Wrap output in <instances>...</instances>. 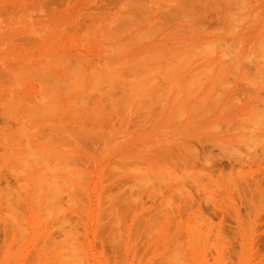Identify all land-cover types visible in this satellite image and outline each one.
Here are the masks:
<instances>
[{
  "label": "rangeland",
  "instance_id": "rangeland-1",
  "mask_svg": "<svg viewBox=\"0 0 264 264\" xmlns=\"http://www.w3.org/2000/svg\"><path fill=\"white\" fill-rule=\"evenodd\" d=\"M155 1H153V0H0V35H1L0 36V75H2L0 77V100H2V101H0V114H1L0 115V126H1V128H0L1 129V131H0V158L2 157L0 159V163H2V164H0V169H1L0 174L4 178V176H5L4 173H6V171H8L7 174L8 173L10 174V172H12L13 177H14V175L16 177V175L18 173L19 175H17V177L19 179H22V182H23L22 183L20 180H17V182H16L15 178H10L12 176V174L8 175L10 177H8V176L5 177L4 178L5 180L2 177H0V180H1L0 186L2 187V188H0V189H2L1 190L2 192L0 191V193L5 194L6 191L11 190V192H12V190H13V193H10V191L8 192V194L9 193L12 194L11 196L9 194L11 199L16 197V195H17V197H16L17 199L14 198V200H9L10 198L8 199V197H9L8 195L3 196L0 194L1 197L4 198V200L7 198L9 201H14L11 203H9V202L7 203V199H6L7 204L3 203L4 200L0 201V203L2 202L4 205H7L9 207L8 210H11L12 212L14 210H16V212L18 211L17 212L18 215L14 214V212L8 213L9 211H6L8 207L1 205L2 207H4L3 210L6 209L5 212H7L6 213L7 215L5 214V212H4V214H2L3 211L0 212V216L3 217V218H0V254H1L0 255V264H7L6 263L7 261H8V264H10L11 262H13V264H19V263L22 264L23 262H24L23 264H33V263H35V264H42V263L43 264H45V263L46 264H54L57 261L58 262L56 264H64L66 261L64 262L62 260L61 255L60 254L58 255V253H60L59 251H61V250H59L58 252H56V250H58L62 247V243L64 244L63 241H65V238H66L65 235L66 234H67L66 236H68L69 234H70V236H72V234H73L72 231H74V233L76 234V235L73 234L75 236V237L73 236L74 239L71 237L73 240H76V241H74L75 245H73L74 244L73 241H68L69 239H67L68 242H65L64 247L73 243V244H71V245H73V248L71 247L73 249V251L68 246V248H69L68 251H70L71 254L70 253L68 254V251L62 252V254H65V253L68 254V256H66V254H65L66 257H69V259L67 258L68 261L70 259H72V261L70 260L71 263H69V264L74 263L73 261H75V264H77V263L78 264H84V263H86V264L87 263L88 264H110V262H111L110 259H113V261H114V262L112 261L111 264H125V263L126 264H150V263L152 264V261L154 262L153 264H156L155 262H157V261L159 262V264H161L160 262H162L163 260L164 261L162 262V264H165L166 262H167L166 264H172L173 259L175 261H181L182 264H186L187 261L189 264H196V263L197 264H264V116H263L264 115V80H263L264 79V77H263V75H264V73H263V71H264V62H263L264 56L263 55L264 54L262 55L260 53V51H259L260 48L258 47L260 42L264 40V37H263L264 36V22H262V21H264L263 20L264 19V0H258L259 2L256 0H247V1L246 0H240V1L235 0L234 2H233V0H228V1L227 0H213V1L212 0H183L182 2H181V0H155ZM178 2L181 4L183 2H185L186 4L184 3L182 5H184L187 8L183 7V9H181L182 6L178 8V6L176 4ZM236 2H238V5ZM239 2H241L240 4H241L242 9H239L240 8ZM162 3H164L165 7L162 5ZM211 3H212V5H211ZM174 4H176V6ZM242 4H245L247 6H245V5L242 6ZM169 5H171V6H169ZM178 5L180 6V4H178ZM219 5H220V7H219ZM232 5H236L235 7H236V9L238 8V10L234 9L235 7L233 8ZM244 6H245V8H243ZM170 7H172L173 9L170 10L171 9ZM215 7H217V9ZM230 8L232 10H229ZM163 9H164V11L162 12L161 10H163ZM185 9L189 12L188 14H187V11ZM243 9H245V10H243ZM3 10H4V12H3ZM165 10H167V11H165ZM179 10H180V12H179ZM230 11H231V13H228ZM45 12H46V14H45ZM178 12L181 15L183 14L182 16L180 15V19H179V16L176 15V13H178ZM13 13L15 15H13ZM169 13H171V15ZM179 13H178V15H179ZM222 13L224 15H221ZM233 13L236 15V17ZM242 13H243V15H241ZM166 14L168 17L166 16ZM190 14H191V16H190ZM49 15H51V16H49ZM189 16H190V19H189ZM229 16L231 17L232 21L230 18L228 19ZM237 16L240 17V19H237ZM252 16H254V17H252ZM125 17H129V18L127 19ZM222 17H224V18H222ZM256 17H258V18L256 19ZM242 18L245 20L242 21ZM171 19H172V21H171ZM184 19H186V20H184ZM234 19L235 20L237 19V20L235 21ZM120 20L122 23L120 22ZM238 20H240V21H238ZM252 20H255V21H252ZM101 21H102V23H101ZM249 21H251V22L249 23ZM246 23H248L250 25L247 24L245 27ZM20 24L23 26H21ZM234 24H236V25H234ZM179 25H181L182 27L181 26L178 27ZM201 25H204L205 28H204V26H201ZM226 25H228V26H226ZM260 25H262L261 28H259ZM67 26H68V28H67ZM188 26H191V27H188ZM195 26H196V28H195ZM95 27H96V29H95ZM192 28H194L193 29L194 31L192 30ZM201 28H203V29H201ZM225 28H226V30H225ZM258 28L260 30H258ZM151 29H152V31H149ZM204 30L205 31L207 30V31L205 32ZM213 30H215V31H213ZM112 31H113L112 35L114 34L113 37L117 33L116 35L119 39L116 36L114 38L112 37V35H111ZM226 31H227L228 35H224V32H225V34H227ZM232 31H233V33H232ZM108 32L110 33V35ZM137 32H138V34L139 33L140 34L138 35ZM142 32L145 35H142L143 34ZM106 33H107V35H105ZM131 35H132V38H131ZM229 35L232 37V39H231V37H229ZM261 35H263V36H261ZM26 37H28V38L26 39ZM225 37L227 38L226 41H224ZM32 38H33V40L35 39L36 42L31 40ZM245 38H247V39H245ZM258 38H260L262 40H260ZM233 39H234L235 45L232 42ZM29 40H31V41H29ZM257 40H259V44L257 43L258 45L255 44V42H258ZM91 41L94 43H92ZM121 41L124 43H122ZM128 41H130V42H128ZM179 41L180 42L182 41V42L180 43ZM185 41H187V42H185ZM189 41H190V43H188ZM206 41H207V45L211 44V47L214 46L215 49L209 47L210 45L208 46L209 48H211L212 52L210 50H209L210 52L207 50L208 47L206 49V46H207L205 43ZM2 42H3V45H2ZM32 42H33V44H32ZM127 42L129 43V46H128ZM221 42H222V44H221ZM224 42H225V44H224ZM251 42H253V44ZM28 43H29V45H28ZM117 43H118V45H117ZM203 43H205V44L203 45ZM9 44L10 45L12 44L13 46H10ZM125 44H126V46H125ZM196 45H198V47H194ZM227 45L231 49H229V47ZM263 45H264V43L261 45V48ZM69 46H71V47H69ZM201 46H204L203 49H200V48H202ZM219 46H220V48H219ZM252 46L254 48H256V50L254 49L255 52L258 50L257 49V47H258L259 50L257 52H259L260 54L255 53L253 50H251V49H253ZM10 47L11 48L13 47L14 49L10 50ZM77 47H79V48H77ZM93 47H95V48H93ZM129 47H130V49H129ZM235 47H236V49H235ZM75 48H77V49H75ZM121 48H122V50H121ZM171 48H173V49H171ZM245 48L248 50H246ZM51 49H53V52ZM63 49L65 50L66 54H69V52H70V54L72 53V55L74 56L73 57L71 55L69 57L70 59H64V57H63V59H64L63 61H65V62H68L69 60L71 61V62H69L68 66L70 67V70L72 68V71H76L75 69H77V66H80L79 70L77 69V72H72L70 70H67V67H65L67 63L64 64V62H61V60H62L61 57H60L61 60L59 57H57L56 62L54 60H52V58H55V56H57L60 53H63L62 55H64L65 52ZM185 49H187V52L182 53L183 51H186ZM205 49L207 52L205 51ZM232 49H233V52H235V53L237 52V54H235V53L233 54V52H231ZM193 50L197 51V53L194 54L195 52L193 53ZM198 50L199 51L201 50V51L199 52ZM261 50H263V52H264V48H262ZM75 51H76V53H81L82 55H83V53L84 54L87 53V54H85V57L87 58V60L91 59L92 60L91 62L94 63V66H97L96 68H100V69L105 68L108 71L106 72L105 69H104L105 71L96 69L93 66V63H92V66H91V63H88L89 64L88 65L85 57H83L81 59V58H79L80 55H78V60H80V62L82 64L81 63L78 64L77 60L74 61L75 60L74 58H76ZM222 51H224V53H222ZM249 51L255 53V54L254 53L251 54V52H250V54L252 56L258 54V55H256V57L259 55H262L263 57L259 56V57H257L258 59L251 57L249 54ZM9 52H10V54H9ZM23 52H24V54H23ZM117 52H119V53H117ZM156 52H157V54H155ZM169 52H172V53H169ZM188 52H189V54H191V56H190V57H192V58H190L191 60H189ZM229 52H231V53H229ZM181 53L183 54V57H182V55H180ZM210 53H213V54H210ZM225 53H227V54H225ZM246 53L249 55L248 57H246L247 56ZM51 54H53V55H51ZM173 54H174V56H173ZM196 55H197V57H196ZM210 55H212V56H210ZM222 55H224L223 58H222ZM2 56H3V58H2ZM20 56H21V58H20ZM64 56L66 58V55H64ZM117 56H118V58H117ZM153 56L154 57L156 56L157 58L160 57V58L157 59L156 57L154 58ZM184 56L187 57L186 61H185ZM18 57H19V59H18ZM34 57H36V59ZM101 57H102L101 61L104 62L105 67H103V65H101V63H100ZM152 57L154 59H152ZM201 57H203L204 59L197 61V60L201 59ZM174 58H177V60H175ZM221 58H222V60H221ZM234 58L235 59L237 58L235 60L236 63L234 62ZM253 58L255 60L257 59L256 64H255V62H254L255 60ZM58 59L60 61L59 63H57ZM187 59L189 62L187 61ZM207 59H209L208 60L209 62L205 63V61H207ZM230 59L232 60V62L230 61ZM247 59H249L250 62H247L248 61ZM9 60H12V61H9ZM14 60H18V61L22 60L21 62H18V64L21 63L20 66L22 64L24 66V64H26V63L29 64V66H30L34 63V64H36V66L38 65V67H37L38 69H39V67H42V70H40L41 69L40 68L39 69L40 72H39L38 69H35L32 66V68L34 70H33V73H31L32 72L30 70L31 67L29 68L26 65L27 68H29V70L26 69V66H24V68L26 70L23 69V67L18 68L19 70L18 69L17 70L22 71V73H21L15 69L18 72L17 73L14 70V68H16L14 66L16 65L15 63H17V61H14ZM164 60H165V62H164ZM178 60H179V62H178ZM219 60L222 61V63L224 60L223 66H222L221 62H220L221 64L218 65ZM260 60L263 63H257V61L259 62ZM4 61H5V63H4ZM52 61L55 62L56 66ZM72 61L78 65L74 64ZM196 61H197V63H196ZM213 61H214V67H213V65L211 66ZM6 62L7 63L11 62V65H7ZM142 62L144 63V65ZM151 62H152V64H151ZM185 62L186 63L188 62V64H186ZM164 63L167 65H165ZM174 63L176 64L177 67L174 65ZM193 63H194V65H193ZM246 63H247V65H246ZM252 63L254 66L250 67L252 65ZM8 64H10V63H8ZM119 64H120V66H121V64L124 65V67L127 66L128 70L130 68L131 69L129 71H127L126 68L124 69V67H123V69H120L122 67H120ZM208 64H210V66L212 68H209L210 66H205ZM12 65H14V66L12 67ZM46 65L49 66V67L47 66L48 68H51V67L52 68L48 69L47 67H45ZM145 65H147V66H145ZM163 65H165V66H163ZM171 65H174L175 68L174 69L170 68ZM190 65H191V67H190ZM233 65H235V66H233ZM20 66H18V67H20ZM85 66H86V71L84 72V71H82L83 70L82 67L85 68ZM87 66L88 67L90 66L91 68H88ZM116 66L118 68V69L116 68L117 69L116 70L117 75H114V76H118V77H115V79H116L115 80L111 76H113L112 74H116V73H112L111 70H114ZM148 66H150L151 69L150 68L147 69ZM155 66H160V68L159 67L155 68ZM161 66H162V69H161ZM199 66H202L203 70H201L202 68L200 69ZM247 66H248V68H247ZM43 67L47 68L45 71L46 76H45L44 80H43V77H44V72H43L44 68ZM197 67H199V68H197ZM140 68H142V69L144 68L143 71ZM153 68H154V70H153ZM157 68H159L161 70H157ZM163 68L164 69L166 68L165 71ZM204 68H206V69H204ZM236 68H238V70ZM260 68H261V70H260ZM87 69H90L91 71L87 70ZM146 69L149 71L147 72ZM194 69H200L201 71L200 70L194 71ZM209 69H211V70H209ZM257 69L259 70V72L260 71L261 72L258 73ZM2 70H4V71H2ZM94 70L96 71V73ZM118 70H121V71H118ZM131 70H133V71L131 72ZM134 70L137 74L134 73ZM247 70H249V71H247ZM28 71L30 74H35V78L37 77L35 81H33V79H35L34 75L27 74ZM36 71H37V74H39V75H36ZM47 71H48V73H46ZM67 71H69V72H67ZM122 71L123 72L125 71L126 73L124 72V74H123ZM162 71L165 73H163ZM199 71H200V73H199ZM231 71H233V72L230 73ZM235 71H237V72H235ZM4 72H5V74H4ZM24 72L27 75H23ZM79 72L80 73L82 72V73L79 74ZM90 72H91V74H89V75H92V77L90 76V78H89V75H87V74ZM97 72H99L101 75H103L102 78H101V75H99V73L97 74ZM127 72L130 75H132V77L134 76V74H136V77L132 78ZM141 72L144 73V75L140 74ZM149 72H151V73H149ZM160 72L163 73L162 78H161L162 75L160 74ZM183 72H185V73H183ZM203 72H205V73H203ZM49 73H51V77H49V78L51 80H53V79L54 80L51 82H49V80H48V82H49L48 83L46 79L50 75ZM131 73H134V74H131ZM198 73H199V75H198ZM261 73H263V75ZM47 74H49V75L47 76ZM68 74H69V76H68ZM77 74L79 75V77ZM104 74H106V77H104ZM108 74L109 75L111 74V76L109 77V78H111L110 80L107 77ZM125 74L127 75V77L129 75V77L131 79L130 80L131 84H129V85H131V87L129 85H128V87H126L127 89L131 88L130 90H127L125 88V86H127L125 84L129 81V79L124 78V76H126ZM204 74H207L206 77L204 76ZM28 75H30V76L28 77ZM40 75H41V77L38 78V76H40ZM42 75H43V77H42ZM52 75H54L56 78H53ZM80 75H82V76H80ZM95 75L97 76V78L99 76V78H100L99 80H101V79L104 80V78H105L106 82L108 79L110 81V83H114L113 84L114 86L119 85V87L120 86L121 87L119 88L117 86L119 88V90H118L117 87L113 86L114 87L113 88L112 84L110 85L108 83V85H110V87L107 86L108 92L112 93V94L108 95V93H105V91L107 89H104L105 85H107V84L104 85L105 81L102 82L103 84L101 83V81L100 82L96 81L97 78L93 77ZM137 75H139V76H137ZM192 75H194V79H192L193 78ZM195 75H197V76H195ZM8 76H10V77L8 78ZM11 76L15 77V79H17V77L20 78L18 80H20L21 83H19L20 81H18V80L16 81ZM24 76L27 77V79ZM153 76H155V77H153ZM22 77H24V79ZM57 77L62 78V79H60L61 81ZM190 77H192V78H190ZM224 77L226 78L225 79L226 83L224 81ZM29 78H31V80H29ZM81 78H82V81H81ZM122 78L124 80H127L126 83L125 82L123 83L125 89L122 88L123 86L121 83L124 81ZM134 78L139 79L140 82ZM188 78H189V80H187ZM195 78H197V79H195ZM6 79H9V81H7ZM10 79H11V82L13 80L12 83L10 82ZM37 79H41L42 81L41 80L38 81ZM78 79L82 82V84L85 83V86L82 85L78 81ZM90 79H93V80H90ZM160 79H162V80H160ZM216 79H218V80H216ZM58 80L60 83L59 86L61 85L62 88L59 86H58L59 88L57 87ZM62 80L64 81V83L62 82ZM65 80H67V81H65ZM119 80H123V81L119 82ZM132 80H133V82H134V80L137 81V82H134V85H136L135 87H134V85L132 86ZM54 81H56L55 82L56 84L54 83ZM95 81H96V83H95ZM169 81H170L171 85L169 84ZM173 81L174 82L179 81L178 83L180 84V86L179 87L176 86L175 83H173ZM42 82H44V83L42 84ZM72 82H73V84H71ZM97 82L99 83L98 86H97V84H98ZM211 82H212V84H211ZM1 83H4V84H1ZM45 83H48V85L50 87L49 89L46 85L44 86ZM115 83H118V84H115ZM135 83H137V84H135ZM178 83H177V85H178ZM77 84H79V85H77ZM188 84H190V85H188ZM63 85H64V87H63ZM101 85L102 86L104 85L103 86L104 90H101V95H100V94H98L100 91L98 89L102 88ZM141 85H143V88ZM156 85H158V86H156ZM52 86H53V89H52ZM54 86L57 88H55ZM86 86H89V87L90 86L91 87L97 86V87H94L97 89L93 90V88L90 87L91 88L90 89L89 87H86ZM74 87L75 88L78 87L79 89L77 88L78 90H76V89H74ZM82 87L86 88V89H83ZM176 87H178V88H176ZM42 88L45 90H43ZM87 88H89V89H87ZM111 88H113V89H111ZM168 88H170V89H168ZM35 89H37V90H35ZM132 89L137 90V91H132ZM176 89L179 90V93ZM50 90H52V91H50ZM97 90H98V92L96 93L95 91H97ZM120 90H122L123 92L122 91L120 92ZM124 90H125V92H124ZM166 90L167 91L169 90L168 94H167ZM175 90L177 91V95H176ZM45 91L46 92L48 91L47 95L45 94L46 93ZM72 91L77 93L78 96H76V97H78V98L74 97L75 99H72L71 93L73 94V96H75V94H76ZM127 91H128V94H127ZM22 92H24V93H22ZM49 92H51V93L49 94ZM83 92H84V94H82ZM88 92H91V93H88ZM94 92L97 94L96 96H95ZM119 92L121 93V95L119 94ZM129 92H130V94H129ZM161 92H163L164 95ZM54 93L57 95L56 96L57 98L59 96V102L57 101L58 99L55 98ZM78 93L81 95H79ZM85 93L88 94V96L90 95V97H88ZM116 93H117V95H114L115 98L112 99V101H111L110 98L113 96V94H116ZM123 93H125L124 97L127 96V98L125 97L126 99L121 98V97L117 98L118 94H119V96H123L122 95ZM141 93H143V95ZM174 93H175V95H174ZM29 94L32 95L30 97V100H31V98H34L31 100L32 104H31L29 99L27 101V98H29ZM51 94H54L53 98L51 97L52 96ZM93 94H94L95 98L98 97L96 99V102H95V100H94V102L90 101L91 98L94 99V97L91 96ZM103 94L106 96V98ZM10 95H13V96H10ZM15 95H16V97L13 98ZM68 95L71 96L70 99H72V101L74 100L79 105L81 104V101L78 102L80 100L79 98L82 97L81 99L85 100V102H84L85 104L84 105L82 104L83 107H86V104L87 103L89 104L90 102H91V104L93 103V105L97 104L99 109H101L102 107L105 106V108H103V111H102L104 113V114H102V116L104 115L102 118H104V119H100L102 112L101 111L99 112L98 108H96V110L98 109L97 111L93 110V108H92L93 105H91V104H89V106H88L89 108L87 107L88 109L83 108V107H82L83 108L82 109L80 107L81 106L80 105L79 111L81 110V112H78V109L73 108V107L78 108V105L75 104V106H74V103L70 104L71 101L69 100ZM129 95H130V97H129ZM158 95H159L160 99L158 98ZM219 95H220V97H218ZM19 96L20 97L22 96V98H19ZM101 96L102 97L104 96L103 99L104 98L108 99L109 102L107 100L104 101L105 99L101 100V98H102ZM107 96L109 98H107ZM17 97H18V100H17ZM49 97H51V99ZM83 97H87L88 99L87 98L84 99ZM186 97H187V99H185ZM131 98H133V99H131ZM161 98H163V99L161 100ZM174 98L176 100H174ZM49 99H50V101L52 100L51 101L52 104H49L50 103ZM66 99H68V100L66 101ZM116 99L122 100V102L118 100L120 102L119 106L121 108V109H119V108L118 109L121 110L123 112V114L119 110H118L119 113L116 110L118 114L114 111L116 109V107L118 106L117 105L118 102L116 101ZM128 99H130V100H128ZM16 100L18 103L16 102ZM34 100H35V102H34ZM87 100H89V102ZM113 100L116 102L114 103ZM123 100L125 102L127 100L128 102H126V104H125V102ZM159 100H161V101L159 102ZM197 100H198V102H196L197 103L196 104L195 101H197ZM6 101L9 103L6 104ZM13 101H15V102H13ZM55 101H57L59 103V104H57V106H58L57 109L55 107L56 106ZM63 101H65V104ZM130 101H132V102H130ZM33 102H34V104H33ZM100 102L101 103L108 102V103L107 104L106 103L101 104ZM16 103H17V105H16ZM23 103H24V105H23ZM121 103H122V106H121ZM223 103H225L224 104L225 106L223 105ZM20 104H22V105L20 106ZM38 104L39 105L41 104V105L39 106ZM99 104H101V105H99ZM193 104H194V106H193ZM31 105H32V107H31ZM59 105L62 106V108L64 106V108H63L64 110L63 111L60 110L62 112H59V110H58V108L62 109ZM11 106H18V107L17 108L14 107L13 110H11ZM28 106H29V108H28ZM33 106H35L34 109H35V111L37 110V112L31 113V116H29L30 112H32V110H33ZM46 106H48V107H46ZM49 106H50V108L53 107V111H52V108L50 111H48ZM192 106L194 107V110H193ZM43 107L45 108L44 110H42ZM123 107L125 108V110L122 109ZM54 108H55V111H54ZM72 108H73V110H72ZM90 108H91V111H89ZM190 108L192 110H190ZM195 108H197V109H195ZM56 110H58L59 113L58 112L56 113ZM70 110H71V114H69V115H71L72 117L70 116V119H69L68 113H70ZM83 110H84L85 114H87L89 112H91V113L93 112V114L90 113L92 117H90V115L88 114V116L90 118H88L85 115L84 118L87 117V119H89V121L84 119V123H83V116L80 114V113L84 114ZM105 110L107 111L106 112L107 114L105 113ZM12 111L14 113H12ZM27 111H29V112H27ZM44 111H45V113H44ZM72 111H74V112H72ZM113 111L115 112L114 114H113ZM136 111H138L139 113ZM177 111H179V113H177ZM53 112H54V114H53ZM75 112L78 113V114L74 115V116H77L76 118L73 117V113L75 114ZM95 112L100 113L99 116L96 115ZM180 112H183V113H180ZM36 113H37V115H36ZM38 113H39L40 117L42 118L41 122L38 118L39 117ZM46 113L47 114L50 113V115H47ZM135 113H137V114H135ZM42 114H44L46 118L48 117L49 120L47 119L45 122H43L44 115H42ZM57 114H58V116H57ZM112 114L114 115V117ZM193 114H194V116H193ZM26 115L29 117L28 119H30V121H28ZM62 115H64V117H66L65 120H63L64 117H62ZM135 115H136V117H133L132 118L133 120H132L131 116H135ZM54 116H55L54 119L55 120L57 119L56 122L54 119H52ZM60 116L62 119H59ZM105 116H107L108 118L107 117L105 118ZM6 117L8 119H6ZM49 117H51V119ZM110 117L111 118L113 117V118L111 119ZM67 118H68V120H67ZM37 119L39 120L38 125L36 122ZM129 119L131 120L132 123L129 121ZM5 120H6V122H5ZM52 120H54L55 125H54V123L52 124V122H53ZM136 120H138V122H136ZM26 122H28V123H26ZM64 122H67L66 125L69 122L73 126L75 124L78 125L80 123L79 126L76 125L77 127H75V126L74 127L71 126V127H73V131H76V130L78 131L80 129L79 130L80 135H79V133L77 134V131H76V136L77 135L79 136V139L81 140V142L79 141L78 137H74V136H72V134H70V133H73V134H75V133L69 132L70 131L68 129L69 124L67 125V128L62 127V126H65ZM86 122H88V124ZM104 122L107 124H105ZM115 122H116V124H115ZM129 122H130V124H129ZM45 123L50 127H47ZM18 124H19V126H16ZM42 124L43 125L45 124V125L43 126ZM83 124H85V125H83ZM128 124H129V126L132 125V126H130L131 127L130 129L127 128ZM8 125L11 126L13 130ZM39 125L42 126L44 129L41 128ZM59 125H60V127H59ZM45 126L48 129L50 128L51 132L49 130L47 132V130H46L47 128ZM83 126H85L84 131H83V128H81ZM92 126H94L93 129H91V131L93 130L92 131L93 133L96 130V132H99L98 135L100 137H101L100 134H102V137H101L102 141H101V138H96L97 140H93V139H95L94 137H91L90 135L88 136V134L90 133V128ZM5 127H7L6 132H4V130L6 129ZM38 127L43 130L42 132H44V130H45V132L42 134V132L38 129ZM53 127H55L56 129ZM57 127L60 130H58ZM71 127H70V129H71ZM136 127L138 129V132H137ZM14 128H17L18 130L16 129L17 130L16 131ZM74 128H76V130ZM126 128L128 129V131L126 130ZM66 129H68V131ZM86 129H88V130H86ZM104 129H105V131L102 132ZM119 129L121 131H119ZM9 130L11 133L9 132ZM20 130L23 132H21ZM55 130H56V133L60 132L59 135H57L54 132ZM14 131H16L17 133ZM71 131H72V129H71ZM85 131L88 134H86ZM12 132H14V134H12ZM34 132L36 134L35 135L36 138L39 137L37 139L39 141V143L38 142L32 143V141H34L36 139L34 136ZM38 132H40L39 135L42 134L41 137L37 136ZM52 132H53V135L51 134ZM92 132L90 133L91 135H92ZM133 132H134V134H132ZM5 134H6V136H5ZM18 134L20 136L23 134L21 136L23 138H21ZM63 134H65L67 136L65 138H62L63 141H65V139H67V138H69V139H67L65 142L62 141V143H61L60 142L61 140L60 139L57 140V139H58V137L61 138V136L64 137L65 135L63 136ZM15 135H18V136H16L17 138L20 137L18 139V141H16L17 143L14 142L15 140H17V139H15L16 138ZM50 135H52L56 138L52 137L51 140L48 141L50 138H47V136L50 137ZM81 135H82V137H80ZM98 135H97V137H98ZM12 136H14V140H13ZM105 136H106V138H105ZM7 137H10L11 139L7 138ZM31 137L32 138L34 137L35 139L33 138V140H32ZM123 137H124V139H122ZM6 139L7 140L10 139V141H6ZM20 139H22V140L24 139V141L22 142V140H20ZM27 139L28 140L30 139L29 142L30 141L31 142L28 143ZM91 139L93 140V142L91 141ZM52 140L57 142V143L59 142L58 144H60V145L58 147L56 146V148H55L54 146L57 145V143L53 142ZM70 140H73V142H74V143H72L73 145H69V143L66 144V142L67 141L70 142ZM85 141H87V143L89 141L90 144L88 143V144H86L87 146H85L84 145L86 143ZM98 141L99 142L101 141V142L99 143ZM9 142L12 146H9L10 145ZM19 142H20V144H19ZM25 142H27L26 144L29 145V149L27 148L28 147L27 145H24ZM79 142H80V144H79ZM118 142H120L119 143L120 145L118 144ZM129 142H130V144H129ZM14 143H15V146L17 144L18 148L13 147ZM34 143L36 145L35 149H33L34 146H32V145H34ZM81 143H83V144H81ZM46 144H48V146ZM52 144H53V146H52ZM2 145H3V148L8 147V146L9 147L4 148L3 149L4 151L3 150L1 151ZM4 145H6V146H4ZM19 145L21 148L19 147ZM39 145H41L42 147H40ZM22 146H24V147H22ZM70 146H71V148H69ZM72 146L75 149L77 148V150L70 152L71 151L70 149H74ZM96 146H98V147L96 148ZM108 146L109 147L113 146L114 148L113 147L109 148ZM37 147L42 148L41 149L42 151L40 149L39 150L41 152H44L45 154L44 153H38L40 151H37L38 149L36 150ZM90 147H92V148H90ZM120 147L122 149H120ZM10 148H12V149H10ZM24 148H26V150ZM48 148L49 149L51 148V150H49L50 152L48 151ZM125 148H127V149H125ZM5 149H7V150H5ZM78 149L81 151H78ZM85 149H88V150H85ZM90 149H91V151H90ZM107 149H108V151H106ZM12 150L13 151L15 150L18 153H21V155L23 154V156H21L20 154L16 155L17 157H19L16 159L17 160L16 163H11V161L14 160V158L16 157L15 156L16 153L14 152L15 153L14 154ZM19 150L20 151L22 150V151L19 152ZM56 150L59 152H57ZM95 150H96V152H95ZM7 151H9V152L7 153ZM10 151H12V152H10ZM23 151H26L27 153L30 151H32V152L35 151L34 154L37 153L38 156H41L40 158L43 159L42 160L43 162L40 161L39 157L34 156L32 153L31 154L33 155V157L29 153H28V155H27V153L25 155V153ZM45 151H48L49 155L46 154ZM61 151H62V153H64V151L65 152L67 151L66 154L68 157L65 156L66 155L65 153H64L65 155L63 154V156L60 155ZM111 151H112V154H111ZM54 152H56V153L54 154ZM80 152H81V155L79 157L83 158L82 161H80L81 159L79 157H78L79 161L75 157H72L76 154L78 155ZM108 152H110V153H108ZM9 153H11L14 156V158ZM51 153H52L53 157H52ZM57 153L60 155V157L61 156L63 157L62 159L66 158V159H64L65 162H66V160L67 161L71 160L72 164H73V161H74L75 162V164H73L74 166L69 164L71 162H69L68 164L70 167L71 166L74 167L75 170L77 167V166L75 167L76 162H77V165L81 167V168L77 167V168H79L76 170L77 173H80V171L78 172V170H80V169L83 170L85 168L87 170H90V171H84L86 174L83 171H81L82 173H84L83 175H80V178L82 177V179H78L79 175H78V177L75 175V177H77V180H79V181H77L74 179L75 177L72 178L73 176L69 175L72 173V171H73V173L76 171H74V169L69 168L67 170H72V171L67 172L68 173V175H67L68 177H67L65 174L66 173L65 171L61 172L63 167H65V164H64L65 162H63L64 160H62L59 157V159H61L62 161L59 159H58V161H57V159L55 161V156H57V158H58ZM68 153H71V154H68ZM115 154H117L116 157H114ZM10 155H11V157H10ZM24 155L25 156L31 155V156L27 157V158H30L31 160H28V159H26L27 161H25V159L22 160L21 158L25 157ZM44 155L47 156L49 159L47 157H45ZM77 155H76V157H77ZM88 155L91 156L92 159H90V157ZM173 155H175V156H173ZM123 156H125V157H123ZM251 156H253L252 159H251ZM6 158L8 159V161L5 160L6 163L5 162L4 163L7 166L3 165L4 163L1 162V160L4 161V159H6ZM11 158H13V159H11ZM36 158H39V159H36ZM46 158L48 160H46ZM134 158L136 160H134ZM165 158H167V159L165 160ZM10 159H11V161H10L11 166H15L14 168L9 166L10 163H7V162H9ZM33 159H36V161L38 160L37 162L40 161L39 162L40 165L39 164L37 165V162H36V164H34L33 161H35V160H33ZM114 159L119 160V162H118V160H116V163L121 162L120 164L117 163V165L118 166L120 165V167L126 165L127 163L122 165V161L127 160L126 162H128V164H127L128 166L126 165V167L129 170H123L122 169L125 173L123 171L121 172L118 169L119 167L115 166L116 164H113L115 162ZM124 159H126V160H124ZM132 159H133V161L137 162V164H139L140 166L138 167L137 164L132 161ZM140 159H141L142 163H141ZM144 159H145V161H144ZM152 159L155 161V163H153L154 161ZM16 160H14V161H16ZM49 160H51V161L48 162ZM111 160H112V162H111ZM23 161H25V162L23 163ZM53 161H55V164H54L55 166H56L57 162H60V163L63 162V164H64V165L61 164V165H63L62 167H60L62 169L60 171L57 170V173L53 172V170H56L54 168H57L58 165L56 167L51 166L50 170H52V171H49L50 165L53 164L52 163ZM129 161H130V163H129ZM131 161L133 162L132 164H131ZM143 161L146 163H144ZM162 161H163V163H162ZM18 162L20 163V165L21 164L22 165L20 166ZM26 162H27V164L30 162L29 163V166H30L29 169H28V166L26 165ZM79 162H81V163L84 162V163H83V165H80L81 163H79ZM108 162H109V164H106ZM159 162H161L160 165H157V164H159ZM42 163L43 164L45 163L46 165L44 164V167H43ZM60 163H59V166H61ZM111 163H112L111 166L113 168L111 166L108 167ZM148 163H149V165H147ZM17 164L20 167L17 166ZM30 164L33 166V168ZM68 164H67V168L69 167ZM130 164L132 166L131 169H134V171L130 170ZM47 165L49 166V168H47L48 167ZM90 165L92 166V168ZM45 166H47L46 167L47 169L45 168ZM106 166H107V169H106ZM158 166H159V168H158ZM15 168H17V169H15ZM41 168L43 171V172H41V174L43 173V174H45V176L47 174V177L42 175L43 178L45 177L44 178L45 180L47 178H49V179L52 178L53 180L52 179H51L52 181L48 180V182L50 181V183H48V186L46 187L47 183H45V186H41V187H43V189L41 188V191H40V190H38V188L40 189V186L39 187H36V186H38L39 184L44 185L42 182L43 181L46 182L44 179H42L43 181L41 182V179L36 178L37 176L38 177L40 176V174L37 175V173H38L37 171L40 172ZM104 168H105V170H104ZM115 168H117V170H119L120 172H117ZM144 168H148L147 171H144ZM160 168H161V170H160ZM165 168H167L166 170L168 172L167 171L166 172L169 175L167 173H164L163 169H165ZM27 169H28V171H27ZM37 169H39V170H37ZM13 170H14V172H13ZM30 170H34V171H32L33 173H30L31 172ZM141 170H142V172H141ZM149 170H152V172ZM159 170L161 173L159 172ZM106 171H107V173H106ZM171 171L173 173L174 172L175 173L173 174ZM26 172H28L30 175H28V173H26ZM109 172H111V175ZM115 172H117V174H115ZM138 172H141V173H138ZM149 172H151L153 174V176H151L150 178H149V176L151 175V173L148 174ZM177 172L180 174H178ZM58 173L62 174L63 176L61 175V178H60V175ZM73 173H72V175H73ZM120 173H121V176L122 175L124 176V177L123 176L121 177L122 179L120 178ZM133 173L135 176L133 175ZM135 173L136 174L138 173L137 177H136ZM23 174L25 176H23ZM140 174H142V176H139ZM157 174L158 175L160 174L159 176H161V174H162V176L164 175L162 177V178H164L163 181H162V178L160 181L157 180V179H160V177ZM166 174H167V176H166ZM170 174H172V176L175 175L176 181H174L173 177L171 178ZM27 175H28L29 180L26 177ZM85 175H86V177L88 176L86 181L83 178V176H85ZM107 175L110 178L108 177L106 179L105 177ZM127 175H129V176H127ZM146 175H148V177ZM56 176H58L60 181H63L65 179L63 182H66V183L60 182L56 178ZM89 176L91 178H89ZM144 176H146V178ZM22 177H24V178L26 177L25 180ZM134 177H135V179L140 177V183H138V181H136L135 186H133L134 187L133 188V187H131V185L129 186V184L132 183V185H133L132 180H135ZM167 177H168L167 181H169L170 183H167V181H165V178L167 179ZM179 177L182 179H179ZM9 178L11 180L15 179V180H13L12 184L9 183L10 185L6 182V180L7 181L9 180L8 182L11 181ZM40 178H41V176H40ZM116 178L118 179V181ZM123 178L125 181L123 180ZM183 178H185V180ZM35 179L39 180L40 182L39 181L37 182V180H36V182H37L36 183ZM97 179H98V181H97ZM147 179H149V181H145ZM172 179H173V181H172ZM3 180L5 181L4 184L2 183ZM69 180H70V183H69ZM180 180L182 182H184V184ZM71 181L74 184L81 187L83 191L80 188L79 189L81 192H79L78 188H77L78 190L77 189L72 190V188H73L72 185H74V184H72ZM84 181L87 184H84L83 183ZM157 181H159V182H157ZM185 181H186V183H185ZM188 181H190V183ZM14 182H16L18 185L23 184L22 185L23 187L16 185V183L13 185ZM51 182H52L53 186L50 185ZM89 182H90V184H89ZM142 182L146 186L142 185L141 184ZM147 182H151V184L152 183L153 184L151 185L150 183H147ZM24 183H25V185H24ZM35 183H36L35 187L37 188V189L35 188L36 192L35 191L31 192V191H33L32 187H34ZM108 183H110V184H108ZM136 183H137V185H136ZM177 183H179V185ZM2 184H3V186H2ZM97 184H99L100 186ZM117 184L119 186H117ZM140 184L142 187L140 186ZM105 185L109 186L110 188L106 187L103 190L104 191L103 196L106 197V192H105L106 189L109 192V194H113V192L114 193L118 192V193H116L114 195V198H112L113 195L112 196L110 195V197L107 198V199H110L108 201H106L107 199L104 197L106 199V200L104 199L106 202H104V200L102 199V201L104 203L100 205L99 202L101 201V198H103V197H101V195H102L101 191H102V188L105 187ZM173 185H174V188H172ZM13 186H16V187L18 186L17 187L18 189H15V187H13ZM65 186H66V188H64ZM154 186H156L155 189H153ZM21 187H22V189H25V190L23 191L22 189H20ZM53 187H55V189H53V191H52V192H54V194L50 193L51 190L48 191L49 189H52ZM74 187L76 188L77 186H74ZM128 187H130V188H128ZM157 187H158V189H157ZM161 187H162V189H161ZM62 188H64V190L67 191L66 193L69 192L68 195H70V196H68L69 197L68 201L71 198V196H73L71 198L72 200H70V201L72 202L73 198H74L73 202H76V201L81 202V204L83 203L82 205L80 203H78V204L83 206V207L76 205L77 203L76 204L73 202L70 203V201L69 202L67 201V203H65L64 200L66 201V197H63V196H66V194ZM117 188H118V190H116ZM122 188H124V189H122ZM131 188H132V190H135V191H136V188H137V190L139 188V192L136 191V193H137L136 194V193H134L135 191H130ZM19 189L22 192H24V193L20 192L21 194L18 193L19 197L24 202H22L20 200V198L18 197V194H16L17 190H19ZM69 189L71 192L69 191ZM95 189H97V190H95ZM147 189H149V192H147L148 191ZM176 189H177L178 194L176 193ZM37 190H38V192H37ZM45 190H47L48 192ZM84 190H86V191H84ZM159 190H160V192H159ZM163 190H165L164 192H166V193H164ZM186 190H188L187 192H189V193H187ZM14 191L16 193H14ZM119 191H123V192H119ZM43 192H45V193H43ZM125 192H126V194H125ZM128 192L130 193L131 198L133 197L132 194H134L133 198H135V195H137L138 200H136V201H138L137 204H139V206L137 204H135L136 203L135 199L137 197L134 199L135 203H133L132 202L133 200L131 201V199H129V200L132 203H130L128 200H126V203L128 201L129 204L126 205V203H125L124 207L119 208V209L124 208V211L119 210V211H122L120 213V215L123 214V212H125L123 214L124 216L121 215V218H123V217L125 218V216H126L125 221H123L124 218L120 219V216L118 215V211H117L118 209H116V208H118L116 206L119 205V201H118V204L115 202L117 205L115 203H114L115 205L113 204L114 205L113 208H115L114 211L116 210L115 212L113 211V208H111L110 210H112L113 212H111L109 210L111 212V213H109V211L108 212L106 211L107 209L105 210V207L110 208V206L108 205V204H110L109 201L112 202L114 200H117L118 197H121V193H122V196L128 197L127 196V195H129ZM157 192H158V194H157ZM25 193H26V195H25ZM30 193L32 196L30 195ZM35 193H37V194H36V196L33 197V195H35ZM48 193L52 194V196L53 195H55V196L52 197ZM60 193L62 194V198L63 199L65 198L64 200L60 198V196H61ZM78 193H79V198L77 195ZM80 193H82V195H84V196L87 193L86 198H84L85 201L88 202V203L86 202L87 204L84 202V200H82L83 198L80 197V196H82ZM138 193L140 196H138ZM162 193L164 194V196ZM13 194H15V196L12 198ZM57 194L60 196H58ZM118 194L120 196H116ZM165 194H168V196ZM22 195L24 197L26 196L25 199H24V197H22ZM43 195H44V197H43ZM56 196H58V198ZM1 197H0V200H1ZM40 197H41V200H40ZM50 197H52V199H49ZM32 198H35V199L39 198L40 201L35 200L38 202L37 204L39 207L36 205V203H34L35 201ZM139 198H141V199H139ZM43 199H46V200L48 199L47 201L50 200L51 204L50 203L49 204L51 205V207L54 204H55V206H59V203L62 200L63 201L61 202V204L64 202L66 205H68V206L70 205L71 208H68V206L66 207V205L64 203L62 204L66 208H68V210H67L65 207L62 206L64 208V210L66 209L65 211L63 210L61 205L58 208L59 211L57 210V208L54 209V206H53V209L56 210L55 212H58V213L60 212V210L61 211L63 210L64 212L70 211L71 215H69V213H66V214L69 215L68 217L71 216L70 221H72L73 224L68 220L65 221L68 217H67V215L64 214V212H62L63 214L60 212V214H62L63 216L64 215L66 216L65 220H64V218H62V220H64L65 222H63V224L57 223L58 221H55V220L60 219V221H61V217H58V215H57L58 213H57L56 215L58 218H56L55 214L53 212L54 210L51 207L50 208H51L52 213H53V214H51V216L53 215L54 217H51L50 215H46L47 210L49 211L50 209H49V207H47L48 202H46V200H45V203H46L45 204ZM59 199H61V200H59ZM75 199H76V201H75ZM120 199H121V201L123 200L122 202H125L124 197L118 198V200H120ZM52 200L57 202V203L54 202V204H52L53 203ZM139 200H141L140 203H139ZM20 202L22 203V205L20 204ZM32 202L34 203V205ZM40 202H42L45 205L43 206L42 203H40ZM15 203H18L20 205L19 206L20 210H18L19 208L16 209L18 204L16 205ZM28 203H29V207H28ZM106 203H108V204L106 205ZM13 204L16 205V208L12 207ZM71 204H73L74 206L76 205L75 208L78 207V211L75 212V208H73L74 206ZM123 204L124 203H122V205H120V206H123ZM130 204H131L130 208H133V209L128 208ZM133 204H135L134 205L135 207H132ZM136 205H137V208H136ZM34 206L38 207V208L36 207V211H33V209L35 210ZM41 206L45 207L47 210H45V208H42ZM84 206H86L85 209H83ZM87 206H89L90 208L89 207L87 208ZM10 207H12L14 209L12 210V208L10 209ZM60 207H61V209H60ZM40 208H42L43 211L45 210L46 213L43 212L44 214L42 213V215H41L42 209H40ZM135 208H136V210H134ZM168 208H169V211H168ZM0 209L2 210L1 207H0ZM80 209H81V212L77 213V212H79ZM93 209H94V211H93ZM126 209H128V210H126ZM160 209H163V211ZM83 210H86V211H83ZM130 210H132V211L130 212ZM22 211L24 213L26 211L27 213L23 214ZM100 211L104 214L103 219H100L103 216V214ZM141 212L144 216L141 215ZM143 212L147 215H145ZM165 212H167L166 213L167 217H165L166 216ZM106 213H109L107 215V217H106ZM114 213L118 216L114 215ZM129 213H130V215L128 217L127 215ZM8 214L11 217L16 215L17 218L16 219H14V217L10 218ZM19 214L24 215V216L27 214V216H25V217L20 216L21 219H19L20 218ZM72 214H74L73 216H75L77 214L78 218L80 216V220L82 222L78 220L80 222V224L78 222H76L77 224H75V221H73V219H72V217H73ZM81 214H85V218H82ZM99 215H102V216L99 217ZM110 215L114 219L112 217H111V219L108 218V217H110ZM48 216L51 218L49 219ZM174 216L177 219L174 218L175 219L174 220L173 219ZM4 217L6 219H4ZM31 217H32V219H30ZM40 217H42V218H40ZM75 217H74V220L77 221L78 218L76 217L77 219H75ZM136 217L138 218L137 221H139V222H136ZM27 218H28V220H27ZM46 218H48L49 220H52V221H49V223H47ZM143 218H144V220H143ZM1 219H2V221H1ZM7 219H12V221H14V220L15 221L12 222L10 220L11 221V223H10L9 220H7ZM22 219H23V221H22ZM41 219H44V221H46L45 223H47L48 225L46 224V226H45V223H43V227H42L41 225H42L43 220H41ZM53 219H55L54 220L55 222L53 221ZM39 220H41V221H39ZM114 220H115V222H114ZM133 220H135L137 227H133V226H135L134 225L135 223H133L134 222ZM18 221L20 222V224ZM147 221H148V224H147ZM174 221H175V223H174ZM40 222H41V224H40ZM68 222H70L71 225ZM145 222H146V225H144ZM149 222H151V223H149ZM158 222H159V224H158ZM172 222H173V224H172ZM14 223H15V225H14ZM16 223H18V225ZM34 223L36 224V226L34 225ZM81 223H83V227H82ZM3 224L6 226H4ZM156 224H158V225H156ZM174 224L176 225L177 229H176ZM73 225H75V226L78 225V226L75 227ZM79 225H81V228ZM140 225H142V226H140ZM192 225H195V227ZM16 226H18V227L20 226L19 228L17 227V229L19 230V232L22 231L24 237H25V235H24L25 232H27L26 237L22 238V240L24 242L22 240H20L22 235L20 237L14 236V232H16L17 229L15 228V230L13 229L14 230L13 231L12 227L14 228ZM67 226L69 228L74 227V229L72 231H69V233H68V230H71V229H69ZM110 226L112 229L110 228ZM146 226H147V228H146ZM168 226H170V227H168ZM6 227H8L9 229L11 228L10 230L7 228L8 232H10L7 235H10V236H6V233H7ZM22 227H23V229H22ZM40 227H42L43 229L40 230ZM50 227H51V229H53L52 230L53 232L52 231L50 232ZM57 227H58V229H57ZM131 227L134 228L136 231H134V229H132ZM36 228H37V230H36ZM60 228L61 229L63 228L64 230L63 229L61 230ZM152 228H154V229H152ZM170 228L172 229L171 231L169 230ZM178 228H180V229H178ZM195 228H196V230H195ZM1 229H2V231H1ZM20 229H22V230H20ZM55 229H56V231H55ZM65 229H67L66 234H64ZM78 229H80V230H78ZM145 229H147L148 231ZM48 230L50 232V233L48 232L49 234L47 233ZM99 230H101L102 232L104 231V232L101 233V231H100V234H99V232H98ZM37 231H39V232H37ZM62 231H63V233H62ZM19 232H16V233H19ZM116 232H118V233L115 234ZM122 232H124V233H122ZM132 232H134V233L136 232V234L133 235ZM152 232H153V234H152ZM42 233H43V235H42ZM46 233L48 234V236L46 235ZM59 233H61L62 235L64 234V235L61 236ZM141 233L142 234L145 233V234L142 235ZM58 234L61 237H63L61 239L62 243L59 241L60 244H57V242H58L57 241L58 240L57 235ZM204 234H206V235H204ZM18 235H20V233ZM27 236H28V238H27ZM37 236H38V238H40L39 236H44V238L42 237L43 239H41V241H39ZM51 236H57V237H55L57 240L55 241V239H54V241L56 243L53 244L54 247H56V248H54L52 246V244H51V248L49 247L50 244H48V243L52 242V241L49 242L51 239ZM104 236H107V237H104ZM130 236L132 237V240L130 239ZM170 236L172 237V239L171 238L167 239ZM47 237H48V240H47ZM49 237H50V239H49ZM76 237L81 239V243L79 242V240ZM144 237H146V238H144ZM176 237H178V238H176ZM71 238H70V240H71ZM120 238L122 240H120ZM5 239H6V241H5ZM16 239L17 240L19 239L20 242L17 241L18 242L17 243L15 241ZM36 239H38V240L36 241ZM45 239L48 241V242L45 241L46 244L43 243ZM52 239H53V237H52ZM144 239H146V240L144 241ZM30 240H32V241H30ZM42 240H43V242H42ZM119 240L121 241V243L119 242ZM167 240H169V242ZM171 240H173V243ZM177 240H178V242H177ZM183 240H185V241H183ZM112 241H114L115 244H114V242L112 244ZM136 241H138L139 243ZM170 241L172 244L170 243ZM186 241H187V244H186ZM1 242H2V244H1ZM13 242H16V243L14 244ZM36 242H38V245L36 244L35 247L38 246V248L34 249L35 247L33 245ZM69 242H70V244H69ZM118 242H119V245L116 244ZM181 242L183 245L185 244L184 247L181 244ZM78 243H79V248L83 249L82 253H80V251H79L80 249L77 248L78 245H76V244H78ZM141 243H143L144 245ZM216 243H217V245H216ZM168 244L169 245L171 244V245L169 246ZM39 245H40V247L43 245L42 247H44V248H42V247L39 248ZM178 245L180 248L176 247ZM212 245H213V247H212ZM1 246H3V247H1ZM10 246H12V247H10ZM75 246L78 250L75 248ZM150 246H151V248H150ZM181 246H182L183 250H181ZM45 247H46V250H45ZM52 247L54 248L53 250H52ZM29 248L30 249L33 248L34 250H36V251H34L32 249L35 252L34 253L35 255L32 254L33 252ZM118 248L119 249L121 248L122 250L120 251V250H118ZM38 249H40V251ZM43 249L46 251V253ZM47 249L52 250L51 251L52 253L50 251H48ZM64 249L67 250V247ZM116 249L120 253L117 252ZM166 249L169 251H167ZM62 250H63V247H62ZM172 250L173 251L175 250V252H173ZM187 250H188V252H186V253L182 252V251H187ZM37 251H39V252H37ZM143 251H144V253H143ZM28 252L31 254H29ZM40 252L41 253L43 252L45 254V256H44V254L41 255ZM47 252H49V254ZM72 252H78V254L79 255L82 254V256L84 254L83 259L87 262L82 260L81 256H80L81 258L79 257V260H78V258L76 257L78 254L75 253V255H74ZM167 252H168L169 256L171 255L170 258L168 256ZM180 252H181V254H180ZM27 253H28V256L25 255ZM38 253H39V255H38ZM135 253H137V254H135ZM164 253H166V255H164ZM176 253L177 254L179 253L181 256H179V254H178V256H176ZM47 254L51 255V256L48 257ZM55 254H57L56 256H58L57 261H56L57 257L55 256ZM162 254L164 256L163 257L164 259L162 258L163 260L159 259L160 257H162ZM182 254H184V255H182ZM159 255H160V257H159ZM24 256L27 257L28 260H30V261L33 260V261H31V262L29 261V263H28V260H25ZM31 256H33V259L31 258ZM34 256H35V259H34ZM38 256H41V257L39 258ZM54 256H55V258H54ZM60 257H61V259H60ZM66 257H65V259H66ZM134 257H135V260H134ZM141 257H143L144 260ZM12 258H14V259H12ZM42 258H43V260H42ZM154 258H155V260H154ZM176 258H177V260H176ZM223 258H224V261H223ZM63 259H64V257H63ZM167 259H169V260L167 261ZM191 259H193L194 263ZM19 260H20V262H19ZM185 260H186V262L184 263ZM25 261H27V263ZM173 264H175V263L173 262ZM177 264H178V262H177Z\"/></svg>",
  "mask_w": 264,
  "mask_h": 264
},
{
  "label": "bare ground",
  "instance_id": "bare-ground-1",
  "mask_svg": "<svg viewBox=\"0 0 264 264\" xmlns=\"http://www.w3.org/2000/svg\"><path fill=\"white\" fill-rule=\"evenodd\" d=\"M153 1H155V0H153ZM182 1H183V0H181V2H182ZM212 1H213V0H212ZM227 1H228V0H227ZM234 1H235V0H233V2H234ZM236 1H237V0H236ZM239 1H240V0H239ZM246 1H247V0H246ZM256 1H258V0H256ZM256 1H255V2H256ZM155 2H156V1H155ZM249 2H250V1H249ZM258 2H259V1H258ZM15 3H16V2H15ZM184 3H185V2H183L182 4H184ZM192 3H193V2H192ZM207 3H208V2H207ZM236 3H237V5H238V2H236ZM240 3H241V2H239V4H240ZM244 3H245V2H244ZM10 4H11V3H10ZM176 4H177L178 8L182 6L181 9H183V7H185L184 5H182V4L179 3V2L176 3ZM176 4H174V5L176 6ZM178 4H180V6H179ZM185 4H186V3H185ZM228 4H229V3H228ZM248 4H249V3H248ZM162 5L165 7L164 3H162ZM166 5H167V4H166ZM211 5H212V3H211ZM217 5H218V4H217ZM229 5H230V4H229ZM229 5H228V6H229ZM243 5H245V4H242V6H243ZM169 6H171V5H169ZM230 6H231V5H230ZM232 6H233V8H234L236 5H232ZM245 6H247V5H245ZM245 6H244L243 8H245ZM10 7H11V6H10ZM173 7H174V6H173ZM219 7H220V5H219ZM250 7H251V6H250ZM170 8H171L170 10L173 9L172 7H170ZM185 8H187V7H185ZM215 8L217 9V7H215ZM166 9H167V8H166ZM234 9H236V7H235ZM239 9H242V8H241V4H240V8H239ZM247 9H248V8H247ZM256 9H257V8H256ZM258 9H259V8H258ZM13 10H14V9H13ZM159 10H160V9H159ZM168 10H169V9H168ZM177 10H178V9H177ZM177 10H176V11H177ZM185 10H186V9H185ZM229 10H232V9L230 8ZM236 10H238V8H237ZM243 10H245V9H243ZM161 11L163 12L164 9L161 10ZM165 11H167V10H165ZM186 11H187V10H186ZM254 11H255V10H254ZM3 12H4V10H3ZM179 12H180V10H179ZM179 12H178V13H179ZM236 12H237V11H236ZM247 12H248V11H247ZM178 13H176V15L179 16V19H180V15H181V14L179 13V15H178ZM188 13H189V12L187 11V14H188ZM228 13H231V11L228 12ZM238 13H239V12H238ZM244 13H245V12H244ZM17 14H18V13H17ZM20 14H21V13H20ZM45 14H46V12H45ZM169 14L171 15V13H169ZM172 14H173V13H172ZM184 14H185V13H184ZM191 14H192V13H191ZM191 14H190V16H191ZM233 14H234V13H233ZM247 14H248V13H247ZM247 14H246V15H247ZM13 15H15V14L13 13ZM47 15H48V14H47ZM182 15H183V14H182ZM182 15H181V16H182ZM185 15H186V14H185ZM221 15H224V14L222 13ZM229 15H230V14H229ZM234 15H235V14H234ZM234 15H233V16H234ZM237 15H238V14H237ZM239 15H240V14H239ZM241 15H243V13H242ZM241 15H240V16H241ZM244 15H245V14H244ZM251 15H252V14H251ZM49 16H51V15H49ZM166 16H167V14H166ZM190 16H189V19H190ZM231 16H232V15H231ZM30 17H31V16H30ZM123 17H124V16H123ZM167 17H168V16H167ZM169 17H170V16H169ZM172 17H173V16H172ZM235 17H236V15H235ZM243 17H244V16H243ZM252 17H254V16H252ZM54 18H55V17H54ZM121 18H122V17H121ZM125 18L128 19L129 17H125ZM130 18H131V17H130ZM173 18H174V17H173ZM222 18H224V17H222ZM229 18L231 19L230 16L228 17V19H229ZM232 18H233V17H232ZM257 18H258V17H256V19H257ZM123 19H124V18H123ZM182 19H183V18H182ZM237 19H240V17L237 16ZM237 19H236V20H237ZM13 20H14V19H13ZM25 20H26V19H25ZM47 20H48V19H47ZM184 20H186V19H184ZM234 20H235V19H234ZM234 20H233V21H234ZM236 20H235V21H236ZM243 20H245V19L242 18V21H243ZM263 20H264V19H263ZM3 21H4V20H3ZM48 21H49V20H48ZM123 21H124V20H123ZM171 21H172V19H171ZM229 21H230V20H229ZM231 21H232V19H231ZM238 21H240V20H238ZM252 21H255V20H252ZM1 22H2V21H1ZM4 22H5V21H4ZM120 22H121V20H120ZM125 22H126V21H125ZM127 22H128V21H127ZM168 22H169V21H168ZM227 22H228V21H227ZM250 22H251V21H249V23H250ZM262 22H264V21H262ZM28 23H29V22H28ZM101 23H102V21H101ZM101 23H100V24H101ZM121 23H122V22H121ZM128 23H129V22H128ZM131 23H132V22H131ZM157 23H158V22H157ZM234 23H235V22H234ZM236 23H237V22H236ZM33 24H34V23H33ZM64 24H65V23H64ZM153 24H154V23H153ZM158 24H159V23H158ZM225 24H226V23H225ZM232 24H233V23H232ZM232 24H231V25H232ZM247 24H248V23L245 24V27H246ZM20 25H21V24H20ZM115 25H116V24H115ZM228 25H229V24H228ZM228 25H226V26H228ZM234 25H236V24H234ZM248 25H250V24H248ZM21 26H23V25H21ZM153 26H154V25H153ZM172 26H173V25H172ZM176 26H177V25H176ZM176 26H175V27H176ZM180 26H181V25H179L178 27H180ZM199 26H200V25H199ZM199 26H198V27H199ZM201 26H204V25H201ZM261 26H262V25H260L259 28H261ZM19 27H20V26H19ZM51 27H52V26H51ZM101 27H102V26H101ZM119 27H120V26H119ZM160 27H161V26H160ZM181 27H182V26H181ZM188 27H191V26H188ZM67 28H68V26H67ZM111 28H112V27H111ZM148 28H149V27H148ZM150 28H151V27H150ZM172 28H173V27H172ZM176 28H177V27H176ZM195 28H196V26H195ZM204 28H205V26H204ZM227 28H228V27H227ZM241 28H242V27H241ZM249 28H250V27H249ZM259 28H258V30H260ZM49 29H50V28H49ZM86 29H87V28H86ZM95 29H96V27H95ZM116 29H117V28H116ZM119 29H120V28H119ZM136 29H137V28H136ZM170 29H171V28H170ZM193 29H194V28H192V30H193ZM201 29H203V28H201ZM223 29H224V28H223ZM229 29H230V28H229ZM229 29H228V30H229ZM242 29H243V28H242ZM27 30H28V29H27ZM81 30H82V29H81ZM93 30H94V29H93ZM97 30H98V29H97ZM104 30H105V29H104ZM112 30H113V29H112ZM123 30H124V29H123ZM153 30H154V29H153ZM174 30H175V29H174ZM174 30H173V31H174ZM179 30H180V29H179ZM196 30H197V29H196ZM225 30H226V28H225ZM240 30H241V29H240ZM70 31H71V30H70ZM107 31H108V30H107ZM109 31H110V30H109ZM120 31H121V30H120ZM145 31H146V30H145ZM149 31H152V29L149 30ZM169 31H170V30H169ZM184 31H185V30H184ZM193 31H194V30H193ZM204 31H205V30H204ZM206 31H207V30H206ZM206 31H205V32H206ZM213 31H215V30H213ZM217 31H218V30H217ZM100 32H101V31H100ZM23 33H24V32H23ZM69 33H70V32H69ZM96 33H97V32H96ZM108 33H109V32H108ZM112 33H113V31L111 32V35H112ZM142 33H143V32H142ZM145 33H146V32H145ZM150 33H151V32H150ZM217 33H218V32H217ZM226 33H227V31H226ZM230 33H231V32H230ZM232 33H233V31H232ZM77 34H78V33H77ZM103 34H104V33H103ZM116 34H117V33H116ZM116 34H115V36L117 37ZM118 34H119V33H118ZM137 34H138V32H137ZM139 34H140V33H139ZM139 34H138V35H139ZM165 34H166V33H165ZM180 34H181V33H180ZM182 34H183V33H182ZM19 35H20V34H19ZM75 35H76V34H75ZM105 35H107V33H106ZM109 35H110V33H109ZM113 35H114V34H113ZM113 35H112V37H113ZM142 35H145V34L143 33ZM146 35H147V34H146ZM189 35H190V34H189ZM219 35H220V34H219ZM224 35H228V33L225 34V32H224ZM0 36H1V35H0ZM17 36H18V35H17ZM91 36H92V35H91ZM103 36H104V35H103ZM115 36H114V37H115ZM129 36H130V35H129ZM129 36H128V37H129ZM140 36H141V35H140ZM215 36H216V35H215ZM233 36H234V35H233ZM245 36H246V35H245ZM261 36H263V35H261ZM2 37H3V36H2ZM4 37H5V36H4ZM73 37H74V36H73ZM114 37H113V38H114ZM227 37H228V36H227ZM229 37H231V36L229 35ZM246 37H247V36H246ZM263 37H264V36H263ZM18 38H19V37H18ZM27 38H28V37H26V39H27ZM34 38H35V37H34ZM117 38H118V37H117ZM126 38H127V37H126ZM131 38H132V35H131ZM131 38H130V39H131ZM141 38H142V37H141ZM211 38H212V37H211ZM214 38H215V37H214ZM220 38H221V37H220ZM103 39H104V38H103ZM115 39H116V38H115ZM118 39H119V38H118ZM133 39H134V38H133ZM137 39H138V38H137ZM215 39H216V38H215ZM223 39H224V38H223ZM226 39H227V38L225 37V40H224V41H226ZM231 39H232V37H231ZM245 39H247V38H245ZM258 39H260V38H258ZM1 40H2V39H1ZM3 40H4V39H3ZM31 40H33V38H32ZM31 40H29V41H31ZM75 40H76V39H75ZM99 40H100V39H99ZM128 40H129V39H128ZM131 40H132V39H131ZM199 40H200V39H199ZM221 40H222V39H221ZM260 40H262V39H260ZM18 41H19V40H18ZM33 41H35V39H34ZM56 41H57V40H56ZM93 41H94V40H93ZM132 41H133V40H132ZM173 41H174V40H173ZM190 41H191V40H190ZM190 41H189L188 43H190ZM215 41H216V40H215ZM219 41H220V40H219ZM228 41H229V40H228ZM228 41H227V42H228ZM257 41H258V42H255L256 45L259 44V40H257ZM24 42H25V41H24ZM24 42H23V43H24ZM35 42H36V41H35ZM49 42H50V41H49ZM75 42H76V41H75ZM75 42H74V43H75ZM83 42H84V41H83ZM87 42H88V41H87ZM91 42H92V41H91ZM94 42H95V41H94ZM94 42H92V43H94ZM112 42H113V41H112ZM121 42H122V41H121ZM128 42H130V41H128ZM128 42H127V43H128ZM158 42H159V41H158ZM171 42H172V41H171ZM179 42H180V41H179ZM181 42H182V41H181ZM181 42H180V43H181ZM185 42H187V41H185ZM192 42H193V41H192ZM213 42H214V41H213ZM216 42H217V41H216ZM232 42H233V44H234V39L232 40ZM253 42H254V41H253ZM253 42H251V43L253 44ZM261 42H262V43H261ZM261 42H260V44L262 45V44L264 43V40L261 41ZM12 43H13V42H12ZM95 43H96V42H95ZM102 43H103V42H102ZM118 43H119V42H118ZM118 43H117V45H118ZM122 43H124V42H122ZM122 43H121V44H122ZM175 43H176V42H175ZM205 43H206V45H207V41H206ZM205 43H203V45H204ZM208 43H209V42H208ZM218 43H219V42H218ZM257 43H258V44H257ZM6 44H7V43H6ZM25 44H26V43H25ZM25 44H24V45H25ZM32 44H33V42H32ZM64 44H65V43H64ZM213 44H214V43H213ZM221 44H222V42H221ZM224 44H225V42H224ZM227 44H228V43H227ZM230 44H231V43H230ZM233 44H232V45H233ZM260 44H259V45H260ZM2 45H3V42H2ZM9 45H10V44H9ZM14 45H15V44H14ZM16 45H17V44H16ZM28 45H29V43H28ZM67 45H68V44H67ZM69 45H70V44H69ZM77 45H78V44H77ZM94 45H95V44H94ZM119 45H120V44H119ZM206 45H205V46H206ZM209 45H210V46H209ZM209 45L206 46V49H207L208 46L211 47V44H209ZM218 45H219V44H218ZM228 45H229V44H228ZM228 45H227V46H228ZM234 45H235V44H234ZM259 45H258V47L260 48V50H259L258 47H257V49H258V50L260 51V53L263 55L264 52H263V50H261V49L264 48V45L262 46V48H261V45H260V46H259ZM10 46H13V45L11 44ZM25 46H26V45H25ZM121 46H122V45H121ZM125 46H126V44H125ZM128 46H129V43H128ZM134 46H135V45H134ZM225 46H226V45H225ZM230 46H231V45H230ZM8 47H9V46H8ZM33 47H34V46H33ZM69 47H71V46H69ZM115 47H116V46H115ZM118 47H119V46H118ZM118 47H117V48H118ZM131 47H132V46H131ZM194 47H198V45H196V46H194ZM194 47H193V48H194ZM199 47H200V46H199ZM201 47H202V48H200V49H203L204 46H201ZM209 47H208V49H207L208 51L210 50V51L212 52L211 48L215 49L214 46L211 47V48H209ZM223 47H224V46H223ZM228 47H229V46H228ZM252 47H253V46H252ZM252 47H251V48H252ZM18 48H19V47H18ZM38 48H39V47H38ZM77 48H79V47H77ZM77 48H75V49H77ZM93 48H95V47H93ZM122 48H123V47H122ZM122 48H121V50H122ZM219 48H220V46H219ZM219 48H218V49H219ZM247 48H248V47H247ZM2 49H3V48H2ZM11 49H14V48H13V47H12V48L10 47V50H11ZM16 49H17V48H16ZM53 49H54V48H53ZM53 49H51L52 52H53ZM97 49H98V48H97ZM123 49H124V48H123ZM125 49H126V48H125ZM129 49H130V47H129ZM171 49H173V48H171ZM196 49H197V48H196ZM206 49H205V51H206ZM224 49H225V48H224ZM229 49H231V48L229 47ZM235 49H236V47H235ZM245 49H246V48H245ZM249 49H250V48H249ZM254 49L256 50V48H254V47H253V49H251V50H253V51L255 52ZM3 50H4V49H3ZM7 50H8V49H7ZM17 50H18V49H17ZM25 50H26V49H25ZM54 50H55V49H54ZM63 50H64V49H63ZM81 50H82V49H81ZM87 50H88V49H87ZM92 50H93V49H92ZM185 50H186V51H183V50H182V51H183L182 53L187 52V49H185ZM191 50H192V49H191ZM191 50H190V51H191ZM227 50H228V49H227ZM246 50H248V49H246ZM246 50H245V51H246ZM258 50H257V51H258ZM42 51H43V50H42ZM42 51H41V52H42ZM55 51H56V50H55ZM60 51H61V50H60ZM76 51H77V50H76ZM76 51H75V53H76ZM85 51H86V50H85ZM101 51H102V50H101ZM125 51H126V50H125ZM156 51H157V50H156ZM165 51H166V50H165ZM165 51H164V52H165ZM198 51H199V50H198ZM200 51H201V50H200ZM200 51H199V52H200ZM210 51H209V52H210ZM230 51H231V50H230ZM257 51H256L255 53H259V52H257ZM261 51H262L263 53H262ZM1 52H2V51H1ZM7 52H8V51H7ZM64 52H65V50H64ZM68 52H69V51H68ZM80 52H81V51H80ZM121 52H122V51H121ZM123 52H124V51H123ZM157 52H158V51H157ZM157 52H156L155 54H157ZM194 52H195V53H194ZM206 52H207V51H206ZM225 52H226V51H225ZM231 52H233V49H232ZM231 52H229V53H231ZM250 52H251V51H249V54H250ZM254 52H251V54L254 53ZM50 53H51V52H50ZM58 53H59V52H58ZM75 53H74V54H75ZM82 53H83V52H82ZM95 53H96V52H95ZM101 53H102V52H101ZM117 53H119V52H117ZM159 53H160V52H159ZM169 53H172V52H169ZM175 53H176V52H175ZM175 53H174V54H175ZM179 53H180V52H179ZM182 53H181L180 55H182V57H183V54H182ZM193 53L196 54L197 51H194V50H193ZM214 53H215V52H214ZM218 53H219V52H218ZM218 53H217V54H218ZM222 53H224V51H222ZM234 53H235V52H233V54H234ZM255 53H254V54H255ZM260 53H259V54H260ZM9 54H10V52H9ZM23 54H24V52H23ZM62 54H63V53H60V54H58L57 56L54 55L55 58H52V60H54V61L56 62L57 57H59V58L61 57V58H62V60H61V58H60L61 62H64V64L67 63L65 67H67V70H70V67H69L68 65H69V62H71V61L69 60L68 62H65V61H63V60H64V59H70L69 57L72 55V53L70 54V52H69V54H66V52H65L64 55H66V58H65V56L62 55ZM85 54H87V53H85ZM85 54L83 53V55H82L81 53H76V58H74V59H75L74 61L77 60V63H78V64L81 63L80 60H78V55H80V56L82 55L81 57L79 56V58L82 59L83 57H85ZM120 54H121V53H120ZM132 54H133V53H132ZM155 54H154V55H155ZM163 54H164V53H163ZM174 54H173V56H174ZM176 54H177V53H176ZM185 54H186V53H185ZM188 54H189V52H188ZM188 54H187V55H188ZM207 54H208V53H207ZM210 54H213V53H210ZM225 54H227V53H225ZM225 54H224V55H225ZM233 54H232V55H233ZM235 54H237V52H236ZM246 54H247V53H246ZM251 54H250V56H251V57H254V58H257V57H259V56H262V55H259V56L256 57V55H258V54L253 55V56H252ZM51 55H53V54H51ZM67 55H68V56H67ZM117 55H118V54H117ZM133 55H134V54H133ZM158 55H159V54H158ZM165 55H166V54H165ZM180 55H179V56H180ZM197 55H198V54H197ZM197 55H196V57H197ZM224 55H222V58H223ZM54 56H53V57H54ZM72 56H73V55H72ZM89 56H90V55H89ZM118 56H119V55H118ZM118 56H117V58H118ZM171 56H172V55H171ZM190 56H191V54H189V60H191L190 58H192V57H190ZM192 56H193V55H192ZM210 56H212V55H210ZM220 56H221V55H220ZM225 56H226V55H225ZM248 56H249V55L247 54L246 57H248ZM263 56H264V55H263ZM263 56H262V57H263ZM63 57H64V59H63ZM67 57H68V58H67ZM73 57H74V56H73ZM127 57H128V56H127ZM153 57H154V56H153ZM153 57H152V59H154L156 56H155L154 58H153ZM168 57H169V56H168ZM175 57H176V56H175ZM184 57H185V61H186V58H187V57H186V56H184ZM193 57H194V56H193ZM251 57H250V58H251ZM2 58H3V56H2ZM7 58H8V57H7ZM10 58H11V57H10ZM20 58H21V56H20ZM23 58H24V57H23ZM34 58L36 59V57H34ZM99 58H100V57H99ZM150 58H151V57H150ZM150 58H149V59H150ZM156 58H157V57H156ZM158 58H160V57H158ZM158 58H157V59H158ZM170 58H171V57H170ZM172 58H173V57H172ZM194 58H195V57H194ZM205 58H206V57H205ZM219 58H220V57H219ZM222 58H221V60H222ZM229 58H230V57H229ZM240 58H241V57H240ZM254 58H253V59H254ZM260 58H261V57H260ZM18 59H19V57H18ZM41 59H42V58H41ZM85 59H86V61H87V64H88V63H91V66H92V63H93V62H91L92 60H91V59H90V60H87L86 57H85ZM149 59H148V60H149ZM157 59H156V60H157ZM174 59L177 60V58H174ZM178 59H179V58H178ZM202 59H204V58L201 57V59H199V60H197V61H200V60H202ZM216 59H217V58H216ZM224 59H225V58H224ZM236 59H237V58H236ZM236 59L234 58V62H235ZM257 59H258V58H257ZM257 59H256V60H257ZM262 59H263V58H262ZM29 60H30V59H29ZM33 60H34V59H33ZM42 60H43V59H42ZM50 60H51V59H50ZM50 60H49V61H50ZM71 60H72V59H71ZM83 60H84V59H83ZM101 60H102V57H101V59H100V63H101V65H103V67H105L104 62L101 61ZM121 60H122V59H121ZM169 60H170V59H169ZM208 60H209V59H207V61H205V63H208V62H209ZM227 60H228V59H227ZM247 60H248L247 62H250L249 59H247ZM254 60H255V59H254ZM256 60L254 61L255 64H256ZM9 61H12V60H9ZM14 61H17V63L14 62V63L16 64L15 66L12 65V67H13V66L16 67V68H14V70H15V69L17 70L18 68H22V67H23V69H25L24 66H26V65H27L29 68L31 67V68H30V70L32 71V72L30 71L31 73H33V70H34L33 68L38 69V68H37L38 65L36 66V64H34V63H33L34 65L32 64V65H30V66H29V64H27V63L24 64V66H23V64L20 66L21 63L18 64V62H21L22 60H20V61H18V60H14ZM25 61H26V60H25ZM49 61H48V62H49ZM84 61H85V60H84ZM126 61H127V60H126ZM128 61H129V60H128ZM157 61H158V60H157ZM170 61H171V60H170ZM187 61H188V59H187ZM197 61H196V63H197ZM230 61L232 62L231 59H230ZM50 62H51V61H50ZM52 62H53V61H52ZM55 62H53V63L55 64ZM59 62H60V61H59V59H58L57 63H59ZM72 62H73V61H72ZM82 62H83V61H82ZM95 62H96V61H95ZM120 62H121V61H120ZM153 62H154V61H153ZM162 62H163V61H162ZM164 62H165V60H164ZM178 62H179V60H178ZM188 62H189V61H188ZM188 62H187V63L185 62V63L188 64ZM203 62H204V61H203ZM220 62L222 63V61L219 60V61H218V65L221 64ZM226 62H227V61H226ZM226 62H225V63H226ZM244 62H245V61H244ZM252 62H253V61H252ZM263 62H264V61H263ZM263 62H261V60H260L259 62L257 61V63H263ZM4 63H5V61H4ZM8 63H10V64H8ZM8 63L6 62L7 65H11V62H8ZM28 63H29V62H28ZM31 63H32V62H31ZM73 63H74V62H73ZM84 63H85V62H84ZM142 63H143V62H142ZM145 63H146V62H145ZM147 63H148V62H147ZM170 63H171V62H170ZM170 63H169V64H170ZM175 63H176V62H175ZM175 63H174V65L176 66ZM185 63H184V64H185ZM194 63H195V62H194ZM194 63H193V65H194ZM223 63H224V60H223ZM223 63H222V66H223ZM227 63H228V62H227ZM235 63H236V62H235ZM235 63H234V64H235ZM17 64H18V65H17ZM74 64H76V63H74ZM78 64H76V65H78ZM81 64H82V63H81ZM81 64H80V65H81ZM85 64H86V63H85ZM148 64H149V63H148ZM151 64H152V62H151ZM164 64H165V63H164ZM171 64H172V63H171ZM184 64H183V65H184ZM210 64H211V63H210ZM210 64L205 65V66H210ZM231 64H232V63H231ZM238 64H239V63H238ZM88 65H89V64H88ZM95 65H96V64H95ZM127 65H128V64H127ZM143 65H144V63H143ZM165 65H167V64H165ZM165 65H163V66H165ZM174 65H171L170 68H173V69H174V68H175ZM191 65H192V64H191ZM191 65H190V67H191ZM212 65H213V67H214V61H213V63L211 64V66H212ZM225 65H226V64H225ZM225 65H224V66H225ZM239 65H240V64H239ZM246 65H247V63H246ZM262 65H263V64H262ZM18 66H20V67H18ZM27 66H26V69L29 70V68H27ZM32 66H33V68H32ZM47 66H48V65H46L45 67H47ZM55 66H56V64H55ZM70 66H71V65H70ZM74 66H75V65H74ZM74 66H73V67H74ZM93 66H94V63H93ZM119 66H120V64H119ZM125 66H126V65H125ZM130 66H131V65H130ZM145 66H147V65H145ZM172 66H173V67H172ZM202 66H203V65H202ZM202 66H199L200 69L202 68ZM211 66H210L209 68H212ZM233 66H235V65H233ZM252 66H254L253 63H252V65H251L250 67H252ZM9 67H10V66H9ZM45 67H43V68H44V71H43V72H44V77H43V75H42L43 80L45 79V76H46L45 71H46V69H47L49 66H48L47 68H45ZM87 67H88V66H87ZM94 67L96 68L97 66H94ZM98 67H99V66H98ZM120 67H122V68H120V69H123L124 65L121 64ZM151 67H152V66H151ZM156 67H159V68H160V66H155V68H156ZM168 67H169V66H168ZM176 67H177V66H176ZM183 67H184V66H183ZM190 67H189V68H190ZM199 67H197V68H199ZM217 67H218V66H217ZM217 67H216V68H217ZM228 67H229V66H228ZM228 67H227V68H228ZM236 67H237V66H236ZM250 67H249V68H250ZM40 68H41V69H40ZM51 68H52V67H51ZM51 68H48V69H51ZM79 68H80V66H77V69H78V70H79ZM88 68H91V67L89 66ZM116 68H117V66H116L115 69H114L115 71H114V70H111L112 73H116V74H112L113 76H111V74H110V75L108 74V76H107L108 78H109L110 76H111L113 79H115V77H118V76H114V75H117L116 70H117L118 68H117V69H116ZM125 68H126L127 71H129V70L131 69V68H130V69L128 70V67H127V66L124 67V69H125ZM149 68H150V66L147 67V69H149ZM159 68H157V70H161V69H162V66H161V69H159ZM170 68H169V69H170ZM233 68H234V67H233ZM247 68H248V66H247ZM10 69H11V68H10ZM26 69H25V70H26ZM39 69L42 70V67H39ZM39 69H38V70H39ZM60 69H61V68H60ZM63 69H64V68H63ZM77 69H75L76 71H72V68H71L70 71H72V72H77ZM82 69H83L82 71L85 72V71H86V66H85V68L82 67ZM96 69L104 70L105 68H103V69L96 68ZM135 69H136V68H135ZM140 69H142V68H140ZM143 69H144V68H143ZM143 69H142V71H143ZM147 69H146V71L148 72L149 70H147ZM150 69H151V68H150ZM163 69H164V68H163ZM165 69H166V68H165ZM165 69H164V71H165ZM173 69H172V70H173ZM200 69H194V71H195V70L197 71V70H200ZM204 69H206V68H204ZM231 69H232V68H231ZM234 69H235V68H234ZM236 69L238 70V68H236ZM14 70H13V71H14ZM16 70H15V71H16ZM18 70H19V69H18ZM18 70H17V71H18ZM38 70H37V71H38ZM40 70H39V72H40ZM87 70H90V69H87ZM99 70H98V71H99ZM105 70H106V72L108 71L107 69H105ZM105 70H104V71H105ZM126 70H125V71H126ZM153 70H154V68H153ZM157 70H156V71H157ZM172 70H171V71H172ZM180 70H181V69H180ZM188 70H189V69H188ZM201 70H203V68H202ZM201 70H200V71H201ZM209 70H211V69H209ZM251 70H252V69H251ZM257 70H258V69H257ZM260 70H261V68H260ZM2 71H4V70H2ZM2 71H1V72H2ZM17 71H16V72H17ZM37 71H36V75H39V74H37ZM90 71H91V70H90ZM92 71H93V70H92ZM94 71H95V70H94ZM109 71H110V70H109ZM118 71H121V70H118ZM125 71H124V72H125ZM132 71H133V70H131V72H132ZM200 71H199V73H200ZM247 71H249V70H247ZM255 71H256V70H255ZM5 72H6V71H5ZM5 72H4V74H5ZM18 72H21V73H22V71H18ZM18 72H17V73H18ZM43 72H42V73H43ZM53 72H54V71H53ZM67 72H69V71H67ZM84 72H83V73H84ZM100 72H101V71H100ZM122 72H123V71H122ZM122 72H121V73H122ZM124 72H123V74H124ZM137 72H138V71H137ZM162 72H163V71H162ZM217 72H218V71H217ZM232 72H233V71H231L230 73H232ZM235 72H237V71H235ZM243 72H244V71H243ZM260 72H261V71H260ZM260 72H259V70H258V73H260ZM2 73H3V72H2ZM6 73H7V72H6ZM17 73H16V74H17ZM46 73H48V71H47ZM58 73H59V72H58ZM81 73H82V72H81ZM81 73L79 72V74H81ZM92 73H93V72H92ZM95 73H96V71H95ZM95 73H94V74H95ZM98 73H99V72H97V74H98ZM125 73H126V72H125ZM127 73H128V72H127ZM134 73H136L135 70H134ZM134 73H131V74H134ZM149 73H151V72H149ZM163 73H165V72H163ZM163 73L160 72L161 75H162ZM176 73H177V72H176ZM183 73H185V72H183ZM199 73H198V75H199ZM203 73H205V72H203ZM230 73H229V74H230ZM263 73H264V71H263ZM263 73H261V74L263 75ZM9 74H10V73H9ZM27 74H30L29 71H28ZM27 74H25V72H24L23 75H27ZM49 74H50V75H49ZM49 74H47V76L49 75V76L47 77V79H46L47 82H48V80H49V82H51V81L54 80V79L51 80V79L49 78V77H51V73H49ZM64 74H65V73H64ZM69 74H70V73H69ZM69 74H68V76H69ZM73 74H74V73H73ZM73 74H72V75H73ZM89 74H91V72L88 73L87 75H89ZM97 74H96V75H97ZM118 74H119V73H118ZM128 74H129V73H128ZM136 74H137V73H136ZM136 74H134L133 77H136ZM138 74H139V73H138ZM140 74H143V75H144V73H142V72H141ZM158 74H159V73H158ZM167 74H168V73H167ZM172 74H173V73H172ZM247 74H248V73H247ZM17 75H18V74H17ZM20 75H21V74H20ZM30 75H34V78H35V74H30ZM30 75H28V77H29ZM74 75H75V74H74ZM77 75H78V74H77ZM96 75L93 76V77H94V78H95V77L97 78ZM99 75H101V74L99 73ZM125 75H126V74H125ZM129 75H130V74H129ZM129 75H128V77H129ZM161 75H160V76H161ZM206 75H207V74H204L205 77H206ZM232 75H233V74H232ZM250 75H251V74H250ZM1 76H2V75H0V77H1ZM52 76H53V78H56L54 75H52ZM61 76H62V75H61ZM75 76H76V75H75ZM80 76H82V75H80ZM90 76L92 77V75H89V78H90ZM102 76H103V75H101V78H102ZM123 76H124V75H123ZM130 76L132 77V75H130ZM137 76H139V75H137ZM155 76H156V75H155ZM155 76H153V77H155ZM195 76H197V75H195ZM251 76H252V75H251ZM9 77H10V76H8V78H9ZM11 77H13V76H11ZM24 77H25V76H24ZM24 77H22V78L24 79ZM32 77H33V76H32ZM39 77H41V75L38 76V78H39ZM78 77H79V75H78ZM104 77H106V74H104ZM121 77H122V76H121ZM126 77H127V75L124 76V78H125V79H129L128 82H127V80H124L123 78H122V79H123L124 81H123V80H119V82H120V81H121V82L123 81V82L121 83L122 86H123V87H122L123 89H125L126 87H128L129 84H131V82H130V80H131L130 77H129V78H128V77L126 78ZM133 77H132V78H133ZM153 77H152V78H153ZM162 77H163V75L161 76V78H162ZM192 77H193V78H192ZM192 77H190V78L194 79V75H192ZM263 77H264V75H263ZM13 78L15 79V77H13ZM25 78L27 79V77H25ZM36 78H37V77H36ZM36 78L33 79V81H35ZM57 78H59V77H57ZM169 78H170V77H169ZM186 78H187V77H186ZM198 78H199V77H198ZM218 78H219V77H218ZM1 79H2V78H1ZM18 79H20V78L17 77V79H15V80L17 81ZM23 79H22V80H23ZM41 79H42V78H41ZM41 79H37V80L40 81ZM60 79H62V78H59V80H60ZM70 79H71V78H70ZM97 79H98V80H97ZM97 79H96V81H98V82L101 81V83H102L103 81H105L104 85H105V84H107V85H105V88H104V89H107V86L110 87L111 84H112V87L114 86V85H113L114 83H110V81H109L111 78H109V80L107 79V82H106V79H105V78H104V80H102V79L99 80V79H100L99 76H98ZM113 79H112V80H113ZM134 79H136V78H134ZM171 79H172V78H171ZM175 79H176V78H175ZM179 79H180V78H179ZM179 79H178V80H179ZM195 79H197V78H195ZM225 79H226V78L224 77V81H225ZM2 80H3V79H2ZM6 80L9 81V79H6ZM6 80H5V81H6ZM15 80H14V81H15ZM29 80H31V78H29ZM59 80H58V82H57V84H58L57 87H58L59 84H60V83H59ZM74 80H75V79H74ZM88 80H89V79H88ZM90 80H93V79H90ZM94 80H95V79H94ZM115 80H116V79H115ZM136 80H138V81L140 82L139 79H136ZM136 80H134V82H137ZM151 80H152V79H151ZM160 80H162V79H160ZM169 80H170V79H169ZM172 80H173V79H172ZM187 80H189V78H188ZM190 80H191V79H190ZM198 80H199V79H198ZM216 80H218V79H216ZM263 80H264V79H263ZM3 81H4V80H3ZM3 81H2V82H3ZM7 81H6V82H7ZM18 81H20V80H18ZM41 81H42V80H41ZM60 81H61V80H60ZM65 81H67V80H65ZM78 81L82 84V82H81V81H82V78H81V81H80L79 79H78ZM96 81H95V83H96ZM108 81H109V82H108ZM10 82H11V79H10ZM12 82H13V80H12ZM12 82H11V83H12ZM49 82H48V83H49ZM55 82H56V81H54V83H55ZM62 82L64 83L63 80H62ZM98 82H97V83H98ZM111 82H112V81H111ZM116 82H117V81H116ZM124 82H125V83H126V82L128 83V84H127V83L125 84V85H127V86H125V88H124V84H123ZM129 82H130V83H129ZM134 82H133V80H132V86L134 85ZM147 82H148V81H147ZM150 82H151V81H150ZM160 82H161V81H160ZM178 82H179V81H178ZM178 82H174V81H173V83H175V85L179 87L180 84H179ZM187 82H188V81H187ZM190 82H191V81H190ZM196 82H197V81H196ZM212 82H213V81H212ZM212 82H211V84H212ZM14 83H15V82H14ZM19 83H21V81H20ZM43 83H44V82H42V84H43ZM48 83H45L44 86L46 85V86L48 87V89H49L50 87H49ZM92 83H93V82H92ZM101 83H100V84H101ZM108 83H109L110 85H108ZM177 83H178V85H177ZM192 83H193V82H192ZM225 83H226V81H225ZM229 83H230V82H229ZM1 84H4V83H1ZM55 84H56V83H55ZM71 84H73V82H72ZM102 84H103V83H102ZM115 84H118V83H115ZM135 84H137V83H135ZM169 84L171 85L170 81H169ZM196 84H197V83H196ZM227 84H228V83H227ZM8 85H9V84H8ZM20 85H21V84H20ZM75 85H76V84H75ZM77 85H79V84H77ZM82 85L85 86V83H83ZM92 85H93V84H92ZM98 85H99V83L97 84V86H98ZM104 85H103V86H104ZM170 85H169V86H170ZM188 85H190V84H188ZM55 86H56V85H55ZM55 86H54V87H55ZM68 86H69V85H68ZM97 86H93V87L90 86V87L93 88V90H96L97 88H94V87H97ZM103 86L101 85L102 88H99L100 86L98 87V88H99L98 90H100L98 94H100V95H101V90H104V89H103ZM117 86L119 87V85H117ZM117 86L115 85L114 87H117ZM129 86L131 87V85H129ZM135 86H136V85H134V87H135ZM141 86H142V88H143V85H141ZM156 86H158V85H156ZM182 86H183V85H182ZM57 87H55V88H57ZM59 87L62 88L61 85H60ZM59 87H58V88H59ZM63 87H64V85H63ZM69 87H70V86H69ZM78 87H79V86H78ZM78 87H77V88H78ZM80 87H81V86H80ZM86 87H89V86H86ZM90 87H89V88H90ZM114 87H113V88H114ZM118 87H117V88H118ZM120 87H121V86H120ZM120 87H119V88H120ZM134 87H133V88H134ZM167 87H168V86H167ZM178 87H176V88H178ZM185 87H186V86H185ZM187 87H188V86H187ZM16 88H17V87H16ZM65 88H66V87H65ZM77 88L74 87V89L78 90L79 88H78V89H77ZM82 88H83V87H82ZM89 88H87V89H89ZM91 88H90V89H91ZM113 88H111V89H113ZM119 88H118V90H119ZM197 88H198V87H197ZM42 89H43V88H42ZM42 89H41V90H42ZM52 89H53V86H52ZM63 89H64V88H63ZM74 89H73V90H74ZM83 89H86V88H83ZM115 89H116V88H115ZM123 89H122V90H123ZM126 89H127V88H126ZM130 89H131V88H129V89H127V90H130ZM144 89H145V88H144ZM165 89H166V88H165ZM168 89H170V88H168ZM22 90H23V89H22ZM35 90H37V89H35ZM43 90H45V89H43ZM46 90H47V89H46ZM56 90H57V89H56ZM98 90L95 91V92L97 93ZM109 90H110V89H109ZM116 90H117V89H116ZM118 90H117V91H118ZM122 90H120V92H121ZM147 90H148V89H147ZM176 90H177V89H176ZM176 90H175V92H176V95H177V91H178V93H179V90H177V91H176ZM196 90H197V89H196ZM210 90H211V89H210ZM14 91H15V90H14ZM50 91H52V90H50ZM74 91H75V90H74ZM74 91H72V92H74ZM91 91H92V90H91ZM106 91H107V92H106ZM106 91H105V93H108V95H109V94H112L111 92H110V93L108 92V89H107ZM110 91H111V90H110ZM132 91H137V90H133V89H132ZM161 91H162V90H161ZM166 91H167V90H166ZM168 91H169V90H168ZM168 91H167V94H168ZM190 91H191V90H190ZM32 92H33V91H32ZM45 92H46V91H45ZM47 92H48V91H47ZM47 92L45 93L46 95H47ZM66 92H67V91H66ZM95 92H94V93H95ZM112 92H113V91H112ZM115 92H116V91H115ZM120 92H119V94L121 95ZM122 92H123V91H122ZM124 92H125V90H124ZM145 92H146V91H145ZM163 92H164V91H163ZM163 92H161V93H163ZM22 93H24V92H22ZM50 93H51V92H49V94H50ZM52 93H53V92H52ZM55 93H56V92H55ZM55 93H54V94H55ZM62 93H63V92H62ZM62 93H61V94H62ZM67 93H68V92H67ZM70 93H71V92H70ZM74 93H76V92H74ZM80 93H81V92H80ZM88 93H91V92H88ZM92 93H93V92H92ZM96 93H95V96L97 95ZM117 93H118V92H117ZM117 93H116V94H113V96L111 95V96L113 97V98H112V97L110 98L111 101H112V99L115 98L114 95H117ZM133 93H134V92H133ZM157 93H158V92H157ZM186 93H187V92H186ZM191 93H192V92H191ZM207 93H208V92H207ZM26 94H27V93H26ZM54 94H51V95H52V96H51L52 98H53ZM56 94H57V93H56ZM56 94H55V98H57L56 96L58 95V94H57V95H56ZM78 94H79V93H78ZM82 94H84V92H83ZM85 94H86V93H85ZM119 94H118L117 98H118V97H119V98H120V97H121V98H125V97L127 98V96L124 97V94H125V93L122 94L123 96H119ZM127 94H128V91H127ZM129 94H130V92H129ZM141 94L143 95V93H141ZM144 94H145V93H144ZM180 94H181V93H180ZM24 95H25V94H24ZM63 95H64V94H63ZM79 95H81V94H79ZM86 95L88 96V94H86ZM103 95H104V94H103ZM106 95H107V94H106ZM159 95H160V94H159ZM159 95H158V98L160 99ZM163 95H164V93H163ZM174 95H175V93H174ZM178 95H179V94H178ZM193 95H194V94H193ZM5 96H6V95H5ZM10 96H13V95H10ZM31 96H32V95L29 94V98H27V101H28V99L30 100V97H31ZM68 96H69V95H68ZM71 96H72V99L78 98V97H76V96H78L77 93L75 94V96H73V94L71 93ZM71 96H69V100L71 101L70 104L74 103V106H75V104H77V105H78V108H76V107H73V108L78 109V112H81V110L79 111V109H80V107H81V108L83 107L82 104H83V105L85 104V103H84L85 100L81 99L82 97L79 98L80 100H79L78 102L81 101V104H80L81 106H80L77 102H75L74 100L72 101V99H70ZM82 96H83V95H82ZM91 96L94 97V94L91 95ZM98 96H99V95H98ZM104 96H105V95H104ZM104 96H103V97H104ZM167 96H168V95H167ZM185 96H186V95H185ZM15 97H16V95H15L13 98H15ZM51 97H49V98L51 99ZM74 97H75V98H74ZM88 97H90V95H89ZM101 97H102V96H101ZM103 97L101 98V100L103 99ZM129 97H130V95H129ZM135 97H136V96H135ZM201 97H202V96H201ZM218 97H220V95H219ZM19 98H22V96H21V97L19 96ZM25 98H26V97H25ZM61 98H62V97H61ZM66 98H67V97H66ZM83 98L85 99V98H87V97H83ZM97 98H98V97H97ZM97 98H95V97H94V99L91 98L90 101H91V102H92V101L94 102V100H95V102H96V99H97ZM105 98H106V96H105ZM105 98H104V99H105ZM107 98H109V97L107 96ZM126 98H125V99H126ZM177 98H178V97H177ZM183 98H184V97H183ZM213 98H214V97H213ZM213 98H212V99H213ZM1 99H2V98H1ZM32 99H34V98H31V100H32ZM50 99H49V101H50ZM57 99H58L57 101L59 102V96H58ZM87 99H88V98H87ZM104 99H103V100H104ZM131 99H133V98H131ZM139 99H140V98H139ZM162 99H163V98H161V100H162ZM185 99H187V97H186ZM12 100H13V99H12ZM14 100H15V99H14ZM17 100H18V97H17ZM17 100H16V102H17ZM19 100H20V99H19ZM31 100H30V102H31V104H32V101H31ZM67 100H68V99H66V101H67ZM77 100H78V99H77ZM98 100H99V99H98ZM106 100L108 101V99H105L104 101H106ZM118 100L122 102V100H120V99H118ZM118 100L116 99V101L118 102V103H117L118 106H117L116 109L114 110L116 113H117V111H118L119 109H121L120 106H119V105H120V104H119L120 102H119ZM128 100H130V99H128ZM161 100H159V102H160ZM174 100H176V99L174 98ZM216 100H217V99H216ZM257 100H258V99H257ZM259 100H260V99H259ZM0 101H2V100H0ZM25 101H26V100H25ZM51 101H52V100H51ZM51 101H50L49 104H52ZM57 101H55V102H56V106H55L56 109H57V107H58L57 104H59ZM87 101L89 102V100H87ZM113 101H114V100H113ZM116 101H114V103H115ZM123 101H124V100H123ZM137 101H138V100H137ZM179 101H180V100H179ZM13 102H15V101H13ZM34 102H35V100H34ZM34 102H33V104H34ZM63 102H64V104H65V101H63ZM82 102H83V103H82ZM91 102H90L89 104H91ZM97 102H98V101H97ZM108 102H109V101H108ZM108 102H103V103H106V104H107ZM124 102H125V101H124ZM124 102H123V103H124ZM126 102H128V101L126 100ZM126 102H125V104H126ZM130 102H132V101H130ZM133 102H134V101H133ZM140 102H141V101H140ZM192 102H193V101H192ZM196 102H198V100L195 101V103H196ZM211 102H212V101H211ZM216 102H217V101H216ZM260 102H261V101H260ZM8 103H9V102L6 101V104H8ZM17 103H18V102H17ZM17 103H16V105H17ZM86 103H87V102H86ZM100 103H101V102H100ZM103 103H101V104H103ZM161 103H162V102H161ZM178 103H179V102H178ZM204 103H205V102H204ZM29 104H30V103H29ZM41 104H42V103H41ZM41 104H40V105H41ZM62 104H63V103H62ZM87 104H88V103H87ZM87 104H86V107H83V108H87V107L89 106V104H88V105H87ZM101 104H99V105H101ZM176 104H177V103H176ZM196 104H197V103H196ZM208 104H209V103H208ZM208 104H207V105H208ZM224 104H225V103H223V105H224ZM12 105H13V104H12ZM21 105H22V104H20V106H21ZM23 105H24V103H23ZM35 105H36V104H35ZM38 105H39V104H38ZM40 105H39V106H40ZM47 105H48V104H47ZM54 105H55V104H54ZM91 105H93V103H92ZM94 105H95V106H94ZM94 105H93V106H94L95 108L92 106L93 110H96V108L99 109V107H98L97 104H94ZM113 105H114V104H113ZM113 105H112V106H113ZM123 105H124V104H123ZM191 105H192V104H191ZM207 105H206V106H207ZM5 106H6V105H5ZM44 106H45V105H44ZM59 106H60V105H59ZM71 106H72V105H71ZM79 106H80V107H79ZM107 106H108V105H107ZM107 106H106V107H107ZM121 106H122V103H121ZM124 106H125V105H124ZM132 106H133V105H132ZM193 106H194V104H193ZM193 106H192V107H193ZM224 106H225V105H224ZM14 107L17 108L18 106H11V110H13ZM31 107H32V105H31ZM31 107H30V108H31ZM34 107H35V106H33V110H32V112H30V115H29V116H31V113L37 112V110L35 111ZM41 107H42V106H41ZM46 107H48V106H46ZM60 107L62 108V106H60ZM90 107H91V106H90ZM138 107H139V106H138ZM8 108H9V107H8ZM28 108H29V106H28ZM36 108H37V107H36ZM51 108H52V111H53V107H51ZM51 108H50V106H49V110H48V111H50ZM63 108H64V106H63ZM63 108H62V109H59V108H58L59 112H62V111L64 110ZM73 108H72V110H73ZM83 108H82V109H83ZM88 108H89V107H88ZM88 108H87V109H88ZM103 108H105V106L102 107L101 109H99V110L97 109V110H98L99 112H100V111L102 112V111H103ZM118 108H119V109H118ZM127 108H128V107H127ZM181 108H182V107H181ZM185 108H186V107H185ZM197 108H198V107H197ZM197 108H195V109H197ZM1 109H2V108H1ZM18 109H19V108H18ZM20 109H21V108H20ZM44 109H45V108L43 107L42 110H44ZM67 109H68V108H67ZM75 109H74V110H75ZM107 109H108V108H107ZM122 109L125 110L124 107H123ZM136 109H137V108H136ZM2 110H3V109H2ZM21 110H22V109H21ZM21 110H20V111H21ZM23 110H24V109H23ZM26 110H27V109H26ZM40 110H41V109H40ZM58 110H56V113L58 112ZM60 110H62V111H60ZM93 110H92V111H93ZM97 110H96V111H97ZM109 110H110V109H109ZM116 110H117V111H116ZM137 110H138V109H137ZM140 110H141V109H140ZM190 110H192V109L190 108ZM190 110H189V111H190ZM193 110H194V107H193ZM54 111H55V108H54ZM75 111H76V110H75ZM89 111H91V108L89 109ZM89 111H88V112H89ZM114 111H113V114L115 113ZM119 111H121V110H119ZM119 111H118V113H119ZM3 112H4V111H3ZM23 112H24V111H23ZM27 112H29V111H27ZM42 112H43V111H42ZM59 112H58V113H59ZM72 112H74V111H72ZM106 112H107V111L105 110V113H106ZM110 112H111V111H110ZM136 112H138V111H136ZM262 112H263V111H262ZM12 113H14V112L12 111ZM44 113H45V111H44ZM83 113H84V110H83ZM86 113H87V112H86ZM90 113H91V112H89V113H87V114H85V113H84V114L80 113V114L83 116V123H84V119H86V120L89 121V119H87V117H88V118L92 117L91 114H93V112H92L91 114H90ZM95 113H96V115H98V116H99V114H100V113H98V112H95ZM118 113H117V114H118ZM121 113L123 114L122 111H121ZM125 113H126V112H125ZM138 113H139V112H138ZM177 113H179V111H177ZM180 113H183V112H180ZM199 113H200V112H199ZM201 113H202V112H201ZM15 114H16V113H15ZM46 114H47V113H46ZM53 114H54V112H53ZM69 114H71V110H70V113H68V118L70 119V116H71V115H69ZM76 114H78V113H76V112H75V114L73 113V117H74V118L77 117V116H74V115H76ZM88 114L90 115V117L88 116ZM102 114H104V113H103V112L101 113V118H100V119H104V118H102V117L104 116V115L102 116ZM106 114H107V113H106ZM110 114H111V113H110ZM113 114H112V115H113ZM130 114H131V113H130ZM135 114H137V113H135ZM203 114H204V113H203ZM0 115H1V114H0ZM4 115H5V114H4ZM36 115H37V113H36ZM38 115H39V113H38ZM42 115H44V114H42ZM47 115H50V113L47 114ZM47 115H46V116H47ZM59 115H60V114H59ZM81 115H80V116H81ZM85 115L87 116L86 118H84ZM178 115H179V114H178ZM11 116H12V115H11ZM24 116H25V115H24ZM26 116H27V115H26ZM55 116H56V115H55ZM55 116H54L52 119H54ZM57 116H58V114H57ZM57 116H56V117H57ZM65 116H66V115H65ZM80 116H79V117H80ZM94 116H95V115H94ZM118 116H119V115H118ZM139 116H140V115H139ZM193 116H194V114H193ZM193 116H192V117H193ZM260 116H261V115H260ZM263 116H264V115H263ZM19 117H20V116H19ZM34 117H35V116H34ZM37 117H38V116H37ZM62 117H64V115H62ZM71 117H72V116H71ZM96 117H97V116H96ZM106 117H107V116H105V118H106ZM113 117H114V115H113ZM113 117H112V118H113ZM119 117H120V116H119ZM133 117H136V115H135V116H131V119H132ZM192 117H191V118H192ZM255 117H256V116H255ZM3 118H4V117H3ZM28 118H29V117L27 116V119H28ZM32 118H33V117H32ZM38 118H39V120H40V122H41V119H42V118L40 117V115H39ZM49 118L51 119V117H49ZM65 118H66V117H64L63 120H65ZM68 118H67V120H68ZM107 118H108V117H107ZM110 118H111V117H110ZM112 118H111V119H112ZM129 118H130V117H129ZM191 118H190V119H191ZM258 118H259V117H258ZM6 119H8V118L6 117ZM18 119H19V118H18ZM47 119H48V117L46 118L45 115H44V120H43V122H45ZM59 119H62L61 116H60ZM81 119H82V118H81ZM98 119H99V118H98ZM117 119H118V118H117ZM39 120H38V119H37V121L35 120V121L37 122V125H38V121H39ZM48 120H49V119H48ZM54 120H55V119H54ZM54 120H52V121H53L52 124L54 123V125H55V122L57 121V119L55 120V122H54ZM74 120H75V119H74ZM90 120H91V119H90ZM132 120H133V119H132ZM28 121H30V119H28ZM35 121H34V122H35ZM129 121L131 122L130 119H129ZM5 122H6V120H5ZM10 122H11V121H10ZM70 122H71V121H70ZM75 122H76V121H75ZM130 122H129V124H130ZM136 122H138V120H136ZM136 122H135V123H136ZM8 123H9V122H8ZM26 123H28V122H26ZM57 123H58V122H57ZM64 123H65V126H62V127L67 128V125L69 124V126H68V129L70 130L69 132H74V133H75V134H73V133H70V134H72V136H74V137H78V139H79V136H78V135L76 136V131H77V130H76V128H74L76 131H73V127H74V126H75V127L79 126L80 123H79L78 125L75 124L74 126L71 125L69 122H68L67 125H66L67 122H64ZM86 123L88 124V122H86ZM89 123H90V122H89ZM96 123H97V122H96ZM104 123H105V122H104ZM104 123H103V124H104ZM131 123H132V122H131ZM39 124H40V123H39ZM45 124H46V123H45ZM45 124H44V125H45ZM103 124H102V125H103ZM105 124H107V123H105ZM115 124H116V122H115ZM129 124H128V127H127L128 129H130V128H131L130 126H132V125L129 126ZM11 125H12V124H11ZM34 125H35V124H34ZM34 125H33V126H34ZM37 125H36V126H37ZM42 125H43V124H42ZM44 125H43V126H44ZM63 125H64V124H63ZM76 125H77V126H76ZM81 125H82V124H81ZM83 125H85V124H83ZM4 126H5V125H4ZM8 126H9V125H8ZM16 126H19V124L16 125ZM16 126H15V127H16ZM39 126H40V125H39ZM46 126H47V127H50V126H48L47 124H46ZM46 126H45V127H46ZM71 126H73V127H71ZM86 126H87V125H86ZM103 126H104V125H103ZM103 126H102V127H103ZM9 127L12 129L11 126H9ZM40 127L43 128L42 126H40ZM47 127H46V128H47ZM59 127H60V125H59ZM70 127H71L72 131H71ZM84 127H85V126L81 127V128H83V131L85 130ZM87 127H88V126H87ZM93 127H94V126H92L91 128L89 127V128H90V133L93 131V130L91 131V129H93ZM106 127H107V126H106ZM122 127H123V126H122ZM137 127H138V126H137ZM137 127H136V129H137ZM261 127H262V126H261ZM0 128H1V126H0ZM2 128H3V127H2ZM5 128H6V129H5ZM5 128H4V129H5L4 132H6V130H7V127H5ZM19 128H20V127H19ZM41 128L38 127V129L42 132L43 130H42ZM46 128H45V129H46ZM53 128H55V127H53ZM89 128H88V129H89ZM104 128H105V127H104ZM123 128H124V127H123ZM127 128H126V130L128 131ZM14 129L16 130L17 128H14ZM43 129H44V128H43ZM55 129H56V128H55ZM57 129L60 130L58 127H57ZM68 129H66V130L68 131ZM77 129H78V128H77ZM88 129H86V130H88ZM256 129H257V128H256ZM258 129H259V128H258ZM260 129H261V128H260ZM2 130H3V129H2ZM12 130H13V129H12ZM17 130H18V129H17ZM17 130H16V131H17ZM39 130H38V131H39ZM46 130H47V132H48V130L50 131L51 129H50V128H49V129L47 128ZM61 130H62V129H61ZM79 130H80V129H79ZM79 130L77 131V134L80 132ZM122 130H123V129H122ZM0 131H1V129H0ZM16 131H14V132H16ZM20 131H21V130H20ZM35 131H36V130H35ZM104 131H105V129H104L102 132H104ZM119 131H121V130L119 129ZM258 131H259V130H258ZM9 132H10V130H9ZM14 132H12V134H14ZM21 132H23V131H21ZM44 132H45V130H44ZM44 132H42V134H43ZM50 132H51V131H50ZM54 132L56 133V130H55ZM85 132H86V131H85ZM88 132H89V131H88ZM114 132H115V131H114ZM122 132H123V131H122ZM122 132H121V133H122ZM135 132H136V131H135ZM137 132H138V129H137ZM137 132H136V133H137ZM139 132H140V131H139ZM2 133H3V132H2ZM10 133H11V132H10ZM16 133H17V132H16ZM39 133H40V132L37 133V136H40V137H41L42 134L39 135ZM59 133H60V132H59ZM59 133H56V134L59 135ZM83 133H84V132H83ZM90 133L88 134V133L86 132V134H88V136L90 135L91 137H94V138H95V139H93V140H97L96 138H101V137H102V134H100V135H101V137H100V136L98 135L99 132H96V130H95L94 133L92 132V135H91ZM96 133H97V134H96ZM110 133H111V132H110ZM127 133H128V132H127ZM257 133H258V132H257ZM12 134H11V135H12ZM24 134H25V133H24ZM26 134H27V133H26ZM45 134H46V133H45ZM51 134L53 135V132H52ZM93 134H94L96 137H95ZM103 134H104V133H103ZM117 134H118V133H117ZM132 134H134V132H133ZM1 135H2V134H1ZM11 135H10V136H11ZM18 135H19V134H18ZM18 135H15V137L18 136ZM22 135H23V134H22ZM22 135H21V136H22ZM35 135H36V134H35V132H34V136H35ZM47 135H48V134H47ZM52 135H50V137H48L49 135L47 136V138H50L48 141H50L51 138L54 137V136H52ZM64 135H65V134H63V136H64ZM79 135H80V133H79ZM83 135H84V134H83ZM97 135H98V137H97ZM105 135H106V134H105ZM126 135H127V134H126ZM5 136H6V134H5ZM19 136H20V135H19ZM21 136H20V137H21ZM30 136H31V135H30ZM86 136H87V135H86ZM2 137H3V136H2ZM2 137H1V138H2ZM20 137H19V138H20ZM65 137H67V136H66V135H65L64 137L61 136V138L58 137L57 140L60 139V140H61L60 142L62 143V141H63L62 138H65ZM80 137H82V135H81ZM7 138H10V137H7ZM12 138H13V140H14V136H12ZM19 138L16 137L15 139H17V140H15L14 142L17 143L16 141H18ZM21 138H23V137H21ZM31 138H32V137H31ZM33 138H34V137H33ZM33 138H32V140H33ZM35 138H36V136H35ZM35 138H34V139H35ZM38 138H39V137H37L34 141H32V143H33V142H35V143L38 142V143H39V141L37 140ZM54 138H56V137H54ZM87 138H88V137H87ZM105 138H106V136H105ZM105 138H104V139H105ZM114 138H115V137H114ZM10 139H11V138H10ZM10 139H9V140L6 139V141H10ZM67 139H69V138H67ZM67 139H65V141H66ZM71 139H72V138H71ZM73 139H74V138H73ZM85 139H86V138H85ZM116 139H117V138H116ZM122 139H124V137H123ZM127 139H128V138H127ZM135 139H136V138H135ZM135 139H134V140H135ZM20 140H22V139H20ZM29 140H30V139H29ZM29 140L27 139L28 143L31 142V141L29 142ZM93 140L91 139L92 142H93ZM98 140H99V139H98ZM106 140H107V139H106ZM23 141H24V139L22 140V142H23ZM41 141H42V140H41ZM48 141H47V142H48ZM52 141H53V140H52ZM65 141H63V142H65ZM76 141H77V140H76ZM79 141L81 142L80 139H79ZM101 141H102V138H101ZM101 141H100V142H101ZM112 141H113V140H112ZM4 142H5V141H4ZM20 142H21V141H20ZM20 142H19V144H20ZM22 142H21V143H22ZM53 142H55V141H53ZM80 142H79V144H80ZM85 142H86V143H85L84 145L87 146L86 144H88L89 141H88V143H87V141H85ZM96 142H97V141H96ZM98 142H99V141H98ZM100 142H99V143H100ZM131 142H132V141H131ZM2 143H3V142H2ZM7 143H8V142H7ZM11 143H12V142H11ZM15 143H14V146H13V147L18 148V147H17V144H16V146H15ZM26 143H27V142H25L24 145H27V146H28L27 148L29 149V145L26 144ZM35 143H34V145H32V146H34L33 149H35V146H36ZM40 143H41V142H40ZM48 143H49V142H48ZM55 143H57V142H55ZM58 143H59V142H58ZM58 143H57V145L54 146L55 148H56V146L58 147V146L60 145V144H58ZM68 143H69V145H73L72 143H74V142H73V140H70V142H68V141L66 142V144H68ZM75 143H76V142H75ZM119 143H120V142H118V144H119ZM9 144H10V142H9ZM64 144H65V143H64ZM81 144H83V143H81ZM89 144H90V143H89ZM94 144H95V143H94ZM104 144H105V143H104ZM121 144H122V143H121ZM129 144H130V142H129ZM41 145H42V144H41ZM41 145H39V146L42 147L43 145H42V146H41ZM46 145L48 146V144H46ZM46 145H45V146H46ZM76 145H77V144H76ZM119 145H120V144H119ZM124 145H125V144H124ZM4 146H6V145H4ZM9 146H12V145L10 144ZM9 146H8V147H9ZM47 146H46V147H47ZM52 146H53V144H52ZM52 146H51V147H52ZM80 146H81V145H80ZM82 146H83V145H82ZM117 146H118V145H117ZM8 147H4V148H8ZM19 147H20V145H19ZM22 147H24V146H22ZM54 147H53V148H54ZM60 147H61V146H60ZM72 147H73V146H72ZM88 147H89V146H88ZM97 147H98V146H96V148H97ZM105 147H106V146H105ZM108 147H109V146H108ZM108 147H107V148H108ZM111 147H113V146H111ZM111 147H109V148H111ZM256 147H257V146H256ZM4 148H3V145H2L1 151H2ZM20 148H21V147H20ZM20 148H19V149H20ZM69 148H71V146H70ZM73 148H74V147H73ZM82 148H83V147H82ZM85 148H86V147H85ZM90 148H92V147H90ZM96 148H95V149H96ZM103 148H104V147H103ZM113 148H114V147H113ZM10 149H12V148H10ZM24 149L26 150V148H24ZM37 149H38V150H37ZM39 149L41 150L42 148H38V147L36 148L37 151H40ZM61 149H62V148H61ZM67 149H68V148H67ZM120 149H122V148L120 147ZM125 149H127V148H125ZM125 149H124V150H125ZM5 150H7V149H5ZM49 150H51V148H50V149L48 148V151H49ZM64 150H65V149H64ZM68 150H69V149H68ZM70 150H71L70 152H73V151L77 150V148H76V149H75V148H74V149H70ZM85 150H88V149H85ZM96 150H97V149H96ZM96 150H95V152H96ZM112 150H113V149H112ZM128 150H129V149H128ZM131 150H132V149H131ZM253 150H254V149H253ZM3 151H4V150H3ZM12 151H13V150H12ZM12 151H10V152H12ZM21 151H22V150H21ZM21 151L19 150V152H21ZM37 151H36V152H37ZM41 151H42V150H41ZM41 151L38 152V153H44V152H41ZM48 151H45V152H46V154L49 155V152H50V151H49V152H48ZM56 151H57V150H56ZM78 151H81V150L78 149ZM90 151H91V149H90ZM90 151H89V152H90ZM106 151H108V149H107ZM121 151H122V150H121ZM8 152H9V151H7V153H8ZM14 152H15L16 154H15ZM23 152H24L25 155H26L27 152H26V151H23ZM34 152H35V151H34ZM34 152L30 151V152H28V153H29V154L32 153L34 156L39 157V158L41 157V156H38L37 153L34 154ZM51 152H52V151H51ZM57 152H59V151H57ZM104 152H105V151H104ZM104 152H103V153H104ZM119 152H120V151H119ZM128 152H129V151H128ZM13 153L15 154V156L18 155V154L21 155V153H18V152L15 151V150L13 151ZM28 153H27V155H28ZM52 153H53V152H52ZM52 153H51V155H52ZM55 153H56V152H54V154H55ZM64 153L66 154L67 151H66V152L64 151ZM64 153H62V151H61V152H60V155L63 156ZM77 153H78V152H77ZM83 153H84V152H83ZM108 153H110V152H108ZM115 153H116V152H115ZM9 154H11V153H9ZM32 154H31V155H32ZM36 154H37V155H36ZM44 154H45V153H44ZM65 154H64V155H65ZM68 154H71V153H68ZM105 154H106V153H105ZM105 154H104V155H105ZM111 154H112V151H111ZM257 154H258V153H257ZM257 154H256V155H257ZM4 155H5V154H4ZM11 155H12V154H11ZM11 155H10V157H11ZM25 155H24V156H25ZM31 155H29V156H31ZM33 155H32V157H33ZM57 155H58V158H57V156L54 155V156H55V161H56V159H57V161H58V159H59V157H60V155H59L58 153H57ZM76 155H77V154H76ZM76 155H74V156H72V157H75V158L78 160V159L80 158L79 156L81 155V152L77 155V157H76ZM83 155H84V154H83ZM94 155H95V154H94ZM116 155H117V154H115L114 157H116ZM253 155H254V154H253ZM12 156H13V155H12ZM21 156H23V154H22ZM29 156L22 157L21 159H22V160L25 159V161H27L26 159L31 160L30 158H27V157H29ZM44 156H45V155H44ZM62 156L60 157L61 159L63 158ZM65 156L68 157L67 154H66ZM88 156H89V155H88ZM106 156H107V155H106ZM111 156H112V155H111ZM147 156H148V155H147ZM157 156H158V155H157ZM173 156H175V155H173ZM45 157H47V156H45ZM52 157H53V155H52ZM78 157H79V158H78ZM85 157H86V156H85ZM85 157H84V158H85ZM89 157H90V159H92L91 156H89ZM123 157H125V156H123ZM158 157H159V156H158ZM158 157H157V158H158ZM252 157H253V156H251V159H252ZM1 158H2V157H1ZM1 158H0V159H1ZM4 158H5V157H4ZM13 158H14V156H13ZM13 158H11V159H13ZM17 158H19V157L16 156V157L14 158V160H16ZM39 158H36V159H39ZM47 158H48V157H47ZM47 158H46V160L49 159V158H48V159H47ZM50 158H51V157H50ZM101 158H102V157H101ZM105 158H106V157H105ZM117 158H118V157H117ZM121 158H122V157H121ZM151 158H152V157H151ZM167 158H168V157H167ZM167 158H165V160H166ZM11 159H10L9 162H7V163H10ZM21 159H20V160H21ZM36 159H33V160H35V161L32 160L34 164H36V162L38 161V160L36 161ZM61 159H59V160H61ZM64 159H66V158H64ZM64 159H62V160H64ZM80 159H81L80 161L83 160V158H80ZM99 159H100V158H99ZM119 159H120V158H119ZM127 159H128V158H127ZM5 160L8 161V159L6 158V159H4V161L1 160V162L4 163ZM14 160H12L13 162L11 161V163H16V162H17V160H16V161H14ZM42 160H43V159L40 158V161H41V162H43ZM44 160H45V159H44ZM62 160H61V161H62ZM114 160H115V162H114L113 164H116L115 166L119 167L118 169H119L121 172H122L123 170H129V169H127V167H126V165L128 164V162H126V161H127L126 159H124V160H126V161H122V165L125 164V163H127V164L124 165V166H122V167H120V165H119V166L117 165V163L119 162L118 159H114ZM114 160H113V161H114ZM116 160H118L117 163H116ZM122 160H123V159H122ZM130 160H131V159H130ZM134 160H136V159L134 158ZM152 160H153V159H152ZM152 160H151V161H152ZM240 160H241V159H240ZM240 160H239V161H240ZM25 161H23V163H24ZM40 161H39V162H40ZM50 161H51V160H49L48 162H50ZM55 161L52 162L53 164L50 165V168H49L48 165H47L48 167L45 166V168L47 167V168H49V171H52V170H50V169H51V166H55V165H54V164H55ZM78 161H79V160H78ZM89 161H90V160H89ZM120 161H121V160H120ZM132 161H133V159H132ZM132 161H131V164H132L133 162H135V161H133V162H132ZM138 161H139V160H138ZM140 161H141V159H140ZM140 161H139V162H140ZM144 161H145V159H144ZM144 161H143V162H144ZM153 161H154V160H153ZM153 161H152V162H153ZM167 161H168V160H167ZM39 162H37V165L39 164ZM63 162H65V160H64ZM63 162H61V163H60V162H57L56 166H57V165H58V166H57V168H54V169H56V170H53V172L57 173V170L60 171V170L62 169V168H60V167H62V166L65 164V167H66V168L63 167V169L61 170V172H62V171H65V172H66L65 174H66V176H67V175H68L67 172H68V171H72V170H67V169H69V168H70V169H74V167H72V166H74L73 164H75V162L73 161V164H72V161H71V160H70V161H69V160H68V161L66 160V162H65L64 164H63ZM69 162H71V163H69ZM90 162H91V161H90ZM111 162H112V160H111ZM123 162H124V163H123ZM139 162H138V163H139ZM5 163H6V162H5ZM5 163H4L3 165H5ZM11 163H10L9 166L12 167V168H14L15 166H11ZM18 163H19V162H18ZM29 163H30V162H29ZM29 163L27 164V162H26V165L28 166V169L30 168ZM59 163H60V165H61V164H63V165L59 166ZM66 163H67V164H68V163L71 164V165H72V166H71L72 168L69 166V164H68L69 167L67 168V164H66ZM79 163H81V162H79ZM83 163H84V162H83ZM83 163H81L80 165H83ZM120 163H121V162H120ZM120 163H118V164H120ZM129 163H130V161H129ZM135 163L137 164V162H135ZM141 163H142V161H141ZM141 163H140V164H141ZM144 163H146V162H144ZM153 163H155V161H154ZM160 163H161V162H159V164H157V163H156V164H157V165H160ZM162 163H163V161H162ZM164 163H165V162H164ZM0 164H2V163H0ZM42 164H43V163H42ZM44 164H45V163H44ZM44 164H43V167H44ZM47 164H48V163H47ZM90 164H91V163H90ZM106 164H109V162L106 163ZM131 164H130V170L134 171V169H131V167H132ZM136 164H135V165H136ZM3 165H2V166H3ZM19 165H20V163H19ZM19 165L17 164V166H19ZM21 165H22V164H21ZM21 165H20V166H21ZM26 165H25V166H26ZM30 165H31V164H30ZM37 165H36V166H37ZM39 165H40V164H39ZM45 165H46V164H45ZM111 165H112V163H111L108 167H110ZM147 165H149V163H148ZM147 165H146V166H147ZM157 165H156V166H157ZM5 166H7V165H5ZM20 166H19V167H20ZM27 166H26V167H27ZM31 166H32V165H31ZM56 166H55V167H56ZM76 166H77V167H80V166L77 165V162H76L75 167H76ZM90 166H91V165H90ZM127 166H128V165H127ZM137 166L139 167L140 165L137 164ZM146 166H145V167H146ZM170 166H171V165H170ZM43 167H42V168H43ZM77 167H76V170L79 169V168H77ZM111 167H112V166H111ZM147 167H148V166H147ZM153 167H154V166H153ZM164 167H165V166H164ZM164 167H163V168H164ZM168 167H169V166H168ZM17 168H18V167H17ZM17 168H15V169H17ZM32 168H33V166H32ZM42 168H41V171H40V172L37 171V172H38L37 175L40 174L41 178H40V176H39V177H38V176H37V177L35 176L37 179H38V178L41 179V182L43 181L42 179H44L45 177H47V174H46V176H45V174H43V173L41 174V172H43V171H42ZM47 168H46V169H47ZM80 168H81V167H80ZM82 168H83V167H82ZM84 168H85V167H84ZM91 168H92V166H91ZM112 168H113V167H112ZM125 168H126V169H125ZM128 168H129V167H128ZM136 168H137V167H136ZM148 168H149V167H148ZM148 168H144V171H147ZM158 168H159V166H158ZM183 168H184V167H183ZM186 168H187V167H186ZM15 169H14V170H15ZM23 169H24V168H23ZM25 169H26V168H25ZM28 169H27V171H28ZM52 169H53V168H52ZM65 169H66L67 171H66ZM85 169H86V168H85ZM85 169H83V170H81V169L78 170V172L80 171V173H77V171L74 169V171H76V172L73 173V171H72L73 175H72V173L69 174V175L73 176L72 178H74L75 175H76L77 177H78V175H79V178H78V179H82V177L80 178V175H83V174L85 173L84 171H90V170H87V169L85 170ZM106 169H107V166H106ZM115 169H116L117 172H120L119 170H117V168H115ZM122 169H123V170H122ZM145 169H146V170H145ZM154 169H155V168H154ZM166 169H167V168L163 169V170H164V173H167V172H168ZM171 169H172V168H171ZM14 170H13V172H14ZM34 170H35V169H34ZM34 170H30V171H31L30 173H33L32 171H34ZM37 170H39V169H37ZM104 170H105V168H104ZM113 170H114V169H113ZM152 170H153V169H152ZM152 170H149V171L152 172ZM160 170H161V168H160ZM160 170H159V172H160ZM163 170H162V171H163ZM185 170H186V169H185ZM0 171H1V169H0ZM44 171H45V170H44ZM81 171H83L84 173H82ZM107 171H108V170H107ZM107 171H106V173H107ZM137 171H138V170H137ZM144 171H143V172H144ZM156 171H157V170H156ZM156 171H155V172H156ZM166 171H167V172H166ZM174 171H175V170H174ZM7 172H8V171H6V173H4V174H5L4 178L7 177L8 175H11V174H12L11 177H10V176H8V177H10V178H15V179H16V182H17V180H20V181L22 182V179H19V178L17 177V175H19L18 173H17L16 177H15V175H14V177H13V173H12V172H10V174H9V173L7 174ZM15 172H16V171H15ZM103 172H104V171H103ZM117 172H115V174H117ZM123 172H124V171H123ZM141 172H142V170H141ZM141 172H138V173H141ZM151 172H149L148 174H150ZM159 172H158V173H159ZM171 172H172V171H171ZM0 173H1V172H0ZM26 173H28V172H26ZM34 173H35V172H34ZM47 173H48V172H47ZM63 173H64V172H63ZM109 173H110V175H111V172H109ZM112 173H113V172H112ZM124 173H125V172H124ZM138 173H137V174H138ZM145 173H146V172H145ZM160 173H161V172H160ZM172 173H173V172H172ZM174 173H175V172H174ZM174 173H173V174H174ZM177 173H178V172H177ZM4 174H3V175H4ZM20 174H21V173H20ZM35 174H36V173H35ZM58 174L60 175V178H61V175H62V174H60V173H58ZM85 174H86V173H85ZM104 174H105V173H104ZM118 174H119V173H118ZM135 174H136V173H135ZM137 174H136V177H137ZM142 174H143V173H142ZM142 174H140L139 176H142ZM155 174H156V173H155ZM155 174H154V175H155ZM162 174H163V173H162ZM162 174H161V176H159L160 174H159V175L157 174V175L160 177V179H157V180H159V181L161 180V178L164 176V175L162 176ZM167 174H168V173H167ZM167 174H166V176H167ZM178 174H180V173H178ZM186 174H187V173H186ZM28 175H30V174L28 173ZM28 175L26 176L27 179H28ZM42 175H44L45 177L43 178ZM90 175H91V174H90ZM102 175H103V174H102ZM105 175H106V174H105ZM133 175H134V173H133ZM144 175H145V174H144ZM168 175H169V174H168ZM170 175H171V178L173 177L174 181H176V180H175V175H174V176H172V174H170ZM23 176H25V175L23 174ZM62 176H63V175H62ZM112 176H113V175H112ZM122 176H123V175H122ZM122 176H121V173H120V178H121ZM127 176H129V175H127ZM134 176H135V175H134ZM146 176L148 177V175H146ZM146 176H144V177L146 178ZM151 176H153L152 173H151V175L149 176V178H150ZM181 176H182V175H181ZM0 177L3 178V176H1V174H0ZM26 177H25V178H26ZM31 177H32V176H31ZM67 177H68V176H67ZM77 177H75L74 179L77 180ZM85 177H86V175L83 176V178H84L85 181H86V179H87L88 176H87L86 178H85ZM108 177H109V176L107 175L105 178L107 179ZM123 177H124V176H123ZM132 177H133V176H132ZM183 177H184V176H183ZM4 178H3V179H4ZM10 178H9V179H10ZM17 178H18V179H17ZM22 178H24V177H22ZM25 178H24V180H25ZM50 178H51V177H50ZM56 178L59 180L58 176H56ZM62 178H63V177H62ZM89 178H91V177L89 176ZM109 178H110V177H109ZM126 178H127V177H126ZM176 178H177V177H176ZM188 178H189V177H188ZM7 179H8V178H7ZM15 179H13V180H15ZM30 179H31V178H30ZM37 179H35V182H36ZM51 179H52V178H51ZM51 179H49V178H47L46 180L44 179V180L46 181V182H44V181L42 182L44 185H42V184H39V185H38V184H37L38 186H36V183L39 181V180H37V182L34 184V187H32V188H33V191H31V192H34V191L36 192V189H37L36 187H39V186H40V189L38 188V190L41 191V188L43 189V187H41V186H45V183H47V184H46V187H47V186H48V183H50V181L48 182V180H51ZM95 179H96V178H95ZM103 179H104V178H103ZM103 179H102V180H103ZM116 179H117V178H116ZM121 179H122V178H121ZM121 179H120V180H121ZM134 179H135V177H134ZM137 179H138V180H137ZM137 179L132 180V181H133V185H132V183H131V184L128 183L129 186H130V185H131V187L135 186V182H136V181H138V183H140V177L137 178ZM141 179H142V178H141ZM163 179H164V178H162V181H163ZM173 179H172V181H173ZM177 179H178V178H177ZM179 179H182V178L179 177ZM183 179L185 180V178H183ZM4 180H5V179H4ZM4 180H3V181H4ZM10 180H11V179H10ZM13 180H11L10 182H8L9 180H8V181L6 180V182H7L8 184H9V183L12 184ZM28 180H29V179H28ZM52 180H53V179H52ZM52 180H51V181H52ZM64 180H65V179H64ZM64 180H63V181H64ZM123 180H124V178H123ZM123 180H122V181H123ZM143 180H144V179H143ZM167 180H168V177H167V179L165 178V181H167ZM191 180H192V179H191ZM0 181H1V180H0ZM3 181H2V183L4 184L5 181H4V182H3ZM59 181H60V180H59ZM63 181H60V182H63ZM77 181H79V180H77ZM85 181H84L83 183H84V184H87V183H85ZM91 181H92V180H91ZM97 181H98V179H97ZM115 181H116V180H115ZM117 181H118V179H117ZM124 181H125V180H124ZM130 181H131V180H130ZM145 181H149V179H147V180H145ZM150 181H151V180H150ZM159 181H157V182H159ZM172 181H171V182H172ZM180 181H181V180H180ZM16 182H14L13 185H14ZM21 182H20V183H21ZM28 182H29V181H28ZM31 182H32V181H31ZM39 182H40V181H39ZM71 182H72V181H71ZM93 182H94V181H93ZM152 182H153V181H152ZM181 182H182V181H181ZM188 182L190 183V181H188ZM0 183H1V182H0ZM22 183H23V182H22ZM25 183H26V182H25ZM25 183H24V185H25ZM63 183H66V182H63ZM69 183H70V180H69ZM117 183H118V182H117ZM147 183H150V184H151V182H147ZM163 183H164V182H163ZM167 183H170V182L167 181ZM182 183L184 184V182H182ZM185 183H186V181H185ZM3 184H2V186H3ZM72 184H74V183L72 182ZM89 184H90V182H89ZM93 184H94V183H93ZM108 184H110V183H108ZM141 184H142V185H145L143 182H142ZM141 184H140V186H141ZM152 184H153V183H152ZM152 184H151V185H152ZM173 184H174V183H173ZM177 184L179 185V183H177ZM183 184H182V185H183ZM6 185H7V184H6ZM9 185H10V184H9ZM16 185H18V184L16 183ZM22 185H23V184H22ZM22 185L19 184L18 186H22ZM26 185H27V184H26ZM30 185H31V184H30ZM50 185L53 186L52 182H51ZM69 185H70V184H69ZM97 185H99V184H97ZM136 185H137V183H136ZM138 185H139V184H138ZM4 186H5V185H4ZM18 186H17V187H18ZM35 186H36V187H35ZM52 186H51V187H52ZM63 186H64V185H63ZM70 186H71V185H70ZM72 186H73L72 190H73V189H77V188H78V189L80 188V189L82 190V188L79 187V186L76 185V184H74V185H72ZM74 186H77V187L75 188ZM89 186H90V185H89ZM99 186H100V185H99ZM117 186H119V185L117 184ZM145 186H146V185H145ZM159 186H160V185H159ZM168 186H169V185H168ZM184 186H185V185H184ZM13 187H15V189H18L16 186H13ZM22 187H23V186H22ZM22 187H21L20 189H22ZM51 187H50V188H51ZM87 187H88V186H87ZM106 187L108 188L109 186H106V185H105V187L102 188V191H101V194H102V195H101V197H103V198L100 197V198H101V201L99 202L100 205L103 204L104 202L110 200V199H107V198L110 197V195H111V196L113 195L112 198H114V195H115L116 193H118V192L115 191L116 193L113 192V194H109V192H108L107 189H106V190H105V192H106V197H105V196H103V192H104L103 190H104ZM141 187H142V186H141ZM148 187H149V186H148ZM155 187H156V186H154L153 189H155ZM171 187H172V186H171ZM0 188H2V187L0 186ZM24 188H25V187H24ZM35 188H36V189H35ZM64 188H66V186H65ZM64 188H62V189L64 190ZM109 188H110V187H109ZM113 188H114V187H113ZM128 188H130V187H128ZM133 188H134V187H133ZM139 188H140V187H139ZM139 188H138V190H137V188H136V191L139 192ZM167 188H168V187H167ZM169 188H170V187H169ZM172 188H174V185H173ZM176 188H177V187H176ZM13 189H14V188H13ZM20 189L17 190V193L15 192V191H16V190H15L14 193H16V194H18V193H19V194L24 193V192H22ZM26 189H27V188H26ZM45 189H46V188H45ZM53 189H55V187H53L52 189H49V190L47 189V190H48V191L51 190L50 193L54 194V192H52ZM57 189H58V188H57ZM67 189H68V188H67ZM78 189H77V190H78ZM80 189H79V192H81ZM122 189H124V188H122ZM142 189H143V188H142ZM157 189H158V187H157ZM161 189H162V187H161ZM163 189H164V188H163ZM165 189H166V188H165ZM179 189H180V188H179ZM182 189H183V188H182ZM1 190H2V189H0V191H1ZM22 190L24 191L25 189H22ZM31 190H32V189H31ZM38 190H37V192H38ZM47 190H45V191H47ZM77 190H76V191H77ZM87 190H88V189H87ZM90 190H91V189H90ZM95 190H97V189H95ZM116 190H118V188H117ZM120 190H121V189H120ZM147 190H148L147 192H149V189H147ZM150 190H151V189H150ZM166 190H167V189H166ZM173 190H174V189H173ZM173 190H172V191H173ZM183 190H184V189H183ZM5 191H6V190H5ZM9 191H10V193H13V190H12V192H11V190H9ZM9 191H6L7 194H6L5 192H4L5 194H3V193H0V194L3 195V196H5V195H8V196H9V194H10V193L8 194ZM18 191H19V192H18ZM42 191H43V190H42ZM48 191H47V192H48ZM64 191H65L66 196H63V197H66V201L64 200L65 198H64V199L62 198V194H61V193H60L61 196L58 195V194H57V195L60 196V198L63 199L65 203H67L68 198H69L68 196H70V195H68L69 192L66 193L67 191H66V190H64ZM69 191H70V189H69ZM82 191H83V190H82ZM84 191H86V190H84ZM88 191H89V190H88ZM109 191H110V190H109ZM130 191H135V190H132V188H131ZM136 191H135L134 193H136ZM153 191H154V190H153ZM156 191H157V190H156ZM164 191H165V190H163V192H164ZM187 191H188V190H186V192H187ZM1 192H2V191H1ZM20 192H21V193H20ZM25 192H26V191H25ZM28 192H29V191H28ZM47 192H46V193H47ZM70 192H71V191H70ZM74 192H75V191H74ZM77 192H78V191H77ZM119 192H123V191H119ZM140 192H141V191H140ZM159 192H160V190H159ZM179 192H180V191H179ZM43 193H45V192H43ZM83 193H84V192H83ZM88 193H89V192H88ZM107 193H108V194H107ZM128 193H129V192H128ZM132 193H133V192H132ZM154 193H155V192H154ZM164 193H166V192H164ZM174 193H175V192H174ZM176 193L178 194L177 189H176ZM181 193H182V192H181ZM187 193H189V192H187ZM19 194H18V197H19ZM28 194H29V193H28ZM32 194H33V193H32ZM36 194H37V193H35V195H33V197L36 196ZM39 194H40V193H39ZM48 194H49V193H48ZM52 194H49V195L52 196ZM72 194H73V193H72ZM72 194H71V195H72ZM80 194L82 195V193H80ZM119 194H120V193H119ZM119 194L116 195V196H120ZM123 194H124V193H123ZM125 194H126V192H125ZM125 194H124V195H125ZM136 194H137V193H136ZM157 194H158V192H157ZM162 194H163V193H162ZM177 194H176V195H177ZM1 195H0V197H1ZM11 195H12V194H10V196H11ZM25 195H26V193H25ZM30 195H31V193H30ZM41 195H42V194H41ZM74 195H75V194H74ZM77 195H78V198H79V193H78ZM86 195H87V193H86ZM86 195H85V196H84V195L80 196L81 198H83L82 200H84L85 203L87 202V201H85V199H84V198H86ZM132 195H133V197H134V194H132ZM150 195H151V194H150ZM153 195H154V194H153ZM165 195L168 196V194H165ZM172 195H173V194H172ZM186 195H187V194H186ZM8 196H7V197H8ZM10 196L8 197V199L10 198ZM14 196H15V194H13L12 198H13ZM28 196H29V195H28ZM28 196H27V197H28ZM31 196H32V195H31ZM47 196H48V195H47ZM47 196H46V197H47ZM53 196H55V195H53ZM53 196H52V197H53ZM58 196H56V197L58 198ZM107 196H108V197H107ZM127 196H128L129 198H128V197H125V196H122V193H121V197H118V198H122V197H124V201H125V202H122L123 200L121 201V199L118 200V198L116 197L117 200H114V201H112V202L109 201L110 204L106 203V205L108 204V205L110 206V208L105 207V206H106V205H105V206H104V207H105V210L107 209L106 211L108 212L111 208L114 207V205H115L116 203L118 204V201H119V205L116 204V205H117L116 207H118V208H116V209H118L117 211H118V215L120 216V219H123L124 217L121 218V215L124 216L123 214H124L125 212H123V214H121V215H120V213H121L122 211H124V208H122V209H119V208L125 206L126 200H128L130 203H132V202L135 203V202H134V199L137 197V195H135V198H133V197L131 198V197H130V193H129V195H127ZM138 196H140L139 193H138ZM154 196H155V195H154ZM163 196H164V194H163ZM182 196H183V195H182ZM16 197H17V195H16ZM16 197H14V198L17 199ZM22 197H24V196L22 195ZM25 197H26V196H25ZM25 197H24V199H25ZM43 197H44V195H43ZM52 197H50L49 199H52ZM72 197H73V196H71V198H72ZM89 197H90V196H89ZM104 197H105L107 200H106ZM165 197H166V196H165ZM14 198H13V199L10 198L9 200H14ZM19 198H20V197H19ZM71 198L69 199V201L72 200ZM125 198H126V199H125ZM127 198H128V199H127ZM182 198H183V197H182ZM6 199H7V198H6ZM6 199L4 200V198L1 197V200H0V201H3V200H4V202H3L4 204H7L8 202H9V203L14 202V201H9V200L7 199V203H6ZM22 199H23V198H22ZM32 199H33L34 201H35V200L40 201V200H41V197H40V200H39V198H38V199L32 198ZM53 199H54V198H53ZM61 199H59V200H61ZM102 199H103V200L105 199L106 201L104 200V202H103ZM129 199H131V201H132V200H133V201L131 202ZM139 199H141V198H139ZM168 199H169V198H168ZM20 200H21V198H20ZM43 200H44V203H45V200H46V199H43ZM47 200H48V199H47ZM47 200H46V202H48V203H47L48 206H47V205H46V206L49 207L50 210L48 211L45 207H42V206H41L42 208H45V210H47V214H46V215H50V216H51V214H53V213H52V210H51V208L53 209V206H54V209L57 208V210H58V208H59L60 205H61V207H62V206L65 207L64 205H62L64 202L61 204V202H62L63 200H62L61 202L58 200V201L60 202V203L58 202V203H59V206H55V204H54L55 201L52 200V201H53L52 204H54L52 207H51V205H50V204H51V203H50V200H49V201H47ZM82 200H81V201H82ZM136 200H138V197L135 199V201H136ZM21 201H22V200H21ZM27 201H28V200H27ZM34 201H33V202H34ZM37 201H35L34 203H36V205L38 206V204H37L38 202H37ZM69 201H68V202H69ZM73 201H74V198H73ZM73 201H72V202H73ZM75 201H76V199H75ZM91 201H92V200H91ZM128 201H127L126 205L129 204ZM140 201H141V200H139V203H140ZM22 202H24V201H22ZM33 202H32V203H33ZM72 202L70 201V203H72ZM115 202H116V203H115ZM169 202H170V201H169ZM169 202H168V203H169ZM1 203H2V202H1ZM1 203H0V207L2 208V210L0 209V212L3 211L2 214H4V212H5L6 209L3 210L4 207H2V206H6V207H8V206H7V205H4L3 203L1 204ZM32 203H31V204H32ZM34 203H33V205H34ZM40 203H42V202H40ZM49 203H50V204H49ZM55 203H57V202H55ZM65 203H64V204H65ZM73 203H75V204L77 203L76 205H79L78 203L81 204V202H77V201H76V202H73ZM87 203H88V202H87ZM87 203H86V204H87ZM114 203H115V204H114ZM122 203H124L123 206H120V205H122ZM137 203H138V201H136L135 204H137ZM142 203H143V202H142ZM145 203H146V202H145ZM168 203H167V204H168ZM170 203H171V202H170ZM15 204L17 205L18 203H15ZM20 204L22 205L21 202H20ZM31 204H30V205H31ZM45 204H46V203H45ZM45 204L42 203L43 206H44ZM82 204H83V203H82ZM82 204H81V205H82ZM111 204H112V205L114 204V205L112 206ZM135 204H133L132 207H135V206H134ZM1 205H2V206H1ZM16 205L13 204L12 207H15V208H16ZM25 205H26V204H25ZM56 205H57V204H56ZM65 205H66V204H65ZM71 205H73V204H71ZM76 205H75V206H76ZM81 205H79V206H80V207H83V206H81ZM137 205L139 206V204H137ZM137 205H136V208H137ZM171 205H172V204H171ZM19 206H20V205L18 204L16 209L19 208L18 210H20V207H19ZM37 206H34V207H35V210L33 209V211H36V207H37ZM67 206H68V205H66V207H67ZM73 206H74V205H73ZM73 206H72V207H73ZM75 206H74L73 208H75ZM109 206H108V207H109ZM130 206H131V204L129 205L128 208H130ZM12 207H10V209H11ZM28 207H29V203H28ZM34 207H33V208H34ZM38 207H39V206H38ZM38 207H37V208H38ZM50 207H51V208H50ZM61 207H60V209H61ZM63 207H62V208H63ZM66 207H65V208H66ZM88 207H89V206H87V208H88ZM146 207H147V206H146ZM42 208H40V209H42ZM68 208H71L70 205L68 206ZM68 208H66V209L68 210ZM73 208H72V209H73ZM76 208H77V209H76ZM76 208H75V212L78 211V207H76ZM85 208H86V206H84L83 209H85ZM89 208H90V207H89ZM126 208H127V207H126ZM136 208H135L134 210H136ZM147 208H148V207H147ZM8 209H9V207L7 208L6 211H9L8 213H11L12 211H11V210H8ZM13 209H14V208H12V210H13ZM54 209H53V210H54ZM66 209H65V210H66ZM81 209H82V208H81ZM81 209H80L79 212H77V213H80V212H81ZM91 209H92V208H91ZM114 209H115V208H113V211H114ZM130 209H133V208H130ZM172 209H173V208H172ZM45 210H44V211H43V209L41 210V215H42L43 212L46 213ZM63 210H64V208H63ZM63 210H62V211L60 210V212L62 213V212L65 211V210H64V211H63ZM73 210H74V209H73ZM86 210H87V209H86ZM86 210H83V211H86ZM119 210H122V211H119ZM126 210H128V209H126ZM141 210H142V209H141ZM144 210H145V209H144ZM147 210H148V209H147ZM160 210L163 211V209H160ZM23 211H24V210H23ZM23 211H22V212H23ZM55 211H56V210L53 211L54 214H55V217H56V218L61 217V221H62V222L60 221V219H58V220L53 219V221L55 220V221H58L57 223L63 224V222H65V221H67V220H68V221L71 220V219H70L71 216L68 217L69 215H71V212H70V211H66V212H64V214L67 215V217H68L69 219H68V218L66 219V216L64 215V216H65V217H64V216L62 215L63 213L60 214V212L58 213V212H55ZM58 211H59V210H58ZM91 211H92V210H91ZM93 211H94V209H93ZM101 211H102V210H101ZM101 211H100V212H101ZM110 211L113 212L112 210H110ZM110 211H109V213H111ZM115 211H116V210H115ZM115 211H114V212H115ZM131 211H132V210H130V212H131ZM149 211H150V210H149ZM166 211H167V210H166ZM168 211H169V208H168ZM171 211H172V210H171ZM171 211H170V212H171ZM174 211H175V210H174ZM13 212H14V214L18 215V214H17L18 211L16 212V210H14ZM13 212H12V213H13ZM88 212H89V211H88ZM88 212H87V213H88ZM96 212H97V211H96ZM100 212H99V213H100ZM136 212H137V211H136ZM175 212H176V211H175ZM6 213H7V212H5V214H6ZM20 213H21V212H20ZM25 213H27V212L25 211ZM25 213L23 212V214H25ZM44 213H43V214H44ZM49 213H50V214H49ZM57 213H58V214H57ZM66 213H69V215L66 214ZM72 213H73V212H72ZM89 213H90V212H89ZM91 213H92V212H91ZM101 213H102V212H101ZM109 213H106V217H107V215H108ZM116 213H117V212H116ZM143 213H144V212H143ZM150 213H151V212H150ZM163 213H164V212H163ZM166 213H167V212H165V214H166ZM172 213H173V212H172ZM21 214H22V213H21ZM21 214H19V217H20V216H21V217L24 216V215H21ZM56 214L58 215V217H57ZM59 214H60V215H59ZM102 214H103V213H102ZM139 214H140V213H139ZM144 214H145V213H144ZM153 214H154V213H153ZM177 214H178V213H177ZM6 215H7V214H6ZM8 215H9V214H8ZM16 215H15V216H12V217L9 215V217H10V218H13V217H14V219H16V218H17ZM29 215H30V214H29ZM37 215H38V214H37ZM37 215H36V216H37ZM73 215H74V214H72V216H73ZM81 215H82V216H81L82 218H85V214H81ZM114 215H116V214L114 213ZM118 215H116V216H118ZM129 215H130V213H129L127 216L129 217ZM141 215H143L142 212H141ZM145 215H147V214H145ZM148 215H149V214H148ZM25 216H27V214H26ZM25 216H24V217H25ZM62 216H63V217H62ZM75 216L78 218L77 214H76ZM75 216L72 217L73 221H75V224H77L76 222H78V223L80 224V222H79V221H81V220H80V216H79L78 219H77ZM86 216H87V215H86ZM100 216H102V215H99V217H100ZM135 216H136V215H135ZM138 216H139V215H138ZM143 216H144V215H143ZM163 216H164V215H163ZM168 216H169V215H168ZM176 216H177V215H176ZM5 217H6V216H5ZM5 217H4V219H6ZM7 217H8V216H7ZM9 217H8V218H9ZM19 217H18V218H19ZM21 217H20L19 219H21ZM51 217H54V216L52 215ZM51 217L48 216L49 219H50ZM74 217H75V219H77V221L74 220ZM99 217H98V218H99ZM103 217H104V214H103L102 218H100V219H103ZM111 217H112V216L110 215V217H108V218L111 219ZM148 217H149V216H148ZM165 217H167V214H166ZM170 217H171V216H170ZM170 217H169V218H170ZM0 218H3V217L0 216ZM40 218H42V217H40ZM40 218H39V219H40ZM48 218H46L47 223H49V221H52V220H49ZM62 218H64V220H65V219H66V220L64 221V220H62ZM82 218H81V219H82ZM112 218H113V217H112ZM139 218H140V217H139ZM174 218H175V216L173 217V219H174ZM19 219H18V220H19ZM30 219H32V217H31ZM88 219H89V218H88ZM113 219H114V218H113ZM113 219H112V220H113ZM117 219H118V218H117ZM117 219H116V220H117ZM125 219H126V216H125V218H124L123 221H125ZM134 219H135V218H134ZM140 219H141V218H140ZM150 219H151V218H150ZM152 219H153V218H152ZM157 219H158V218H157ZM175 219H177V218H175ZM175 219H174V220H175ZM7 220H9L10 223H11V221H12V219H7ZM10 220H11V221H10ZM24 220H25V219H24ZM27 220H28V218H27ZM41 220L44 221V219H41ZM41 220H39V221H41ZM78 220H79V221H78ZM137 220H138V218L136 217V222H139V221H137ZM141 220H142V219H141ZM141 220H140V221H141ZM143 220H144V218H143ZM147 220H148V219H147ZM155 220H156V219H155ZM164 220H165V219H164ZM1 221H2V219H1ZM4 221H5V220H4ZM4 221H3V222H4ZM14 221H15V220H14ZM14 221H12V222H14ZM22 221H23V219H22ZM22 221H21V222H22ZM25 221H26V220H25ZM43 221H42V225H41L42 227H43V223L46 222V221H44V222H43ZM55 221H54V222H55ZM59 221H60V222H59ZM117 221H118V220H117ZM126 221H127V220H126ZM133 221H134L133 223H135V220H133ZM159 221H160V220H159ZM5 222H6V221H5ZM5 222H4V223H5ZM9 222H8V223H9ZM18 222H19V221H18ZM36 222H37V221H36ZM70 222L72 223V221H70ZM70 222H68V223H70ZM81 222H82V221H81ZM114 222H115V220H114ZM160 222H161V221H160ZM22 223H23V222H22ZM47 223H45V226H46ZM52 223H53V222H52ZM57 223H56V224H57ZM71 223H70V225H71ZM117 223H118V222H117ZM133 223H132V224H133ZM140 223H141V222H140ZM149 223H151V222H149ZM152 223H153V222H152ZM170 223H171V222H170ZM174 223H175V221H174ZM184 223H185V222H184ZM5 224H6V223H5ZM16 224L18 225V223H16ZM19 224H20V222H19ZM40 224H41V222H40ZM54 224H55V223H54ZM60 224H59V225H60ZM72 224H73V223H72ZM114 224H115V223H114ZM138 224H139V223H138ZM147 224H148V221H147ZM154 224H155V223H154ZM158 224H159V222H158ZM158 224H156V225H158ZM172 224H173V222H172ZM3 225H4V224H3ZM6 225H7V224H6ZM6 225H4V226H6ZM14 225H15V223H14ZM27 225H28V224H27ZM34 225L36 226L35 223H34ZM47 225H48V224H47ZM81 225H82V227H83V223H81ZM81 225H79L80 228H81ZM119 225H120V224H119ZM134 225H135V226H133V227H137V226H136V223H135ZM142 225H143V224H142ZM142 225H140V226H142ZM144 225H146V222H145ZM174 225H175V224H174ZM21 226H22V225H21ZM50 226H51V225H50ZM73 226H75V225H73ZM77 226H78V225H76L75 227H77ZM140 226H139V227H140ZM148 226H149V225H148ZM162 226H163V225H162ZM177 226H178V225H177ZM192 226L195 227V225H192ZM17 227H18V226L14 227V228L12 227V230H13V229L15 230V228L17 229ZM19 227H20V226H19ZM19 227H18V228H19ZM42 227H40V230L43 229ZM67 227H68V226H67ZM100 227H101V226H100ZM112 227H113V226H112ZM144 227H145V226H144ZM168 227H170V226H168ZM171 227H172V226H171ZM175 227H176V225H175ZM7 228H8V227H6L7 233L5 232V233H6V236H10V235H7V234L10 233V232H8V229H9V228H8V229H7ZM25 228H26V227H25ZM25 228H24V229H25ZM30 228H31V227H30ZM38 228H39V227H38ZM53 228H54V227H53ZM68 228H69V227H68ZM110 228H111V226H110ZM131 228H132V227H131ZM140 228H141V227H140ZM146 228H147V226H146ZM163 228H164V227H163ZM180 228H181V227H180ZM180 228H178V229H180ZM10 229H11V228H10ZM10 229H9V230H10ZM22 229H23V227H22ZM22 229H20V230H22ZM26 229H27V228H26ZM57 229H58V227H57ZM60 229H61V228H60ZM62 229H63V228H62ZM62 229H61V230H62ZM69 229H71V230H68V233H69V231H72V230L74 229V227H73V228H69ZM111 229H112V228H111ZM132 229H134V228H132ZM132 229H131V230H132ZM149 229H150V228H149ZM152 229H154V228H152ZM176 229H177V227H176ZM182 229H183V228H182ZM6 230H5V231H6ZM14 230H13V231H14ZM36 230H37V228H36ZM52 230H53V229H51V227H50V232H51ZM63 230H64V229H63ZM66 230H67V229H65V233H64V234H66ZM78 230H80V229H78ZM97 230H98V229H97ZM123 230H124V229H123ZM131 230H130V231H131ZM145 230H147V229H145ZM155 230H156V229H155ZM169 230L171 231L172 229L170 228ZM192 230H193V229H192ZM195 230H196V228H195ZM1 231H2V229H1ZM23 231H24V230H23ZM25 231H26V230H25ZM55 231H56V229H55ZM75 231H76V230H75ZM81 231H82V230H81ZM81 231H80V232H81ZM100 231H101V230L98 231L99 234H100ZM108 231H109V230H108ZM116 231H117V230H116ZM134 231H136V230L134 229ZM138 231H139V230H138ZM138 231H137V232H138ZM143 231H144V230H143ZM147 231H148V230H147ZM152 231H153V230H152ZM177 231H178V230H177ZM193 231H194V230H193ZM203 231H204V230H203ZM16 232H19V230L17 229ZM16 232H14V236H16V237H17V236L20 237L21 235L23 236L22 231L19 232L20 235H18L19 233H16ZM34 232H35V231H34ZM37 232H39V231H37ZM44 232H45V231H44ZM48 232H49V230L47 231V233H48ZM50 232H49V233H50ZM52 232H53V231H52ZM60 232H61V231H60ZM72 232H73L74 235H76V234L74 233V231H72ZM103 232H104V231H103ZM103 232L101 231V233H103ZM21 233H22V234H21ZM26 233H27V232H25V234H24L25 237H26ZM47 233H46V235L48 236L49 233H48V234H47ZM62 233H63V231H62ZM70 233H71V232H70ZM77 233H78V232H77ZM117 233H118V232H116L115 234H117ZM122 233H124V232H122ZM145 233H146V232H145ZM145 233H143V234H145ZM172 233H173V232H172ZM174 233H175V232H174ZM194 233H195V232H194ZM16 234H17V235H16ZM59 234H60L61 236L64 235V234L62 235L61 233H59ZM59 234L57 235L58 237H57V236H51V239H50V237H49V239H50L49 242L52 241L51 243H48V244H50V246H49L50 248H51V244H52V246L54 247L53 244L56 243L55 241H56L57 239H58V240H57L58 242H59V241L61 242V239H62L63 237H61ZM73 234H72V236H70V234H69L68 236H66V235H67V234H66V235H65V237H66V238H65V241L62 240V241L64 242V244L61 242V243H62L63 250H62V247H61L60 249L56 250V252H58L59 250H61V251H59L60 253H58V255H59V254L61 255L62 260H63L64 262L66 261L64 264H69V263H71V261H72V259H70L71 261H70V260L68 261L69 257H66V256H68V254L70 253V251H68V249H69L68 246L70 247V249H72V248H73V245H75L74 241H76V240H73V239H74V238H73V236H74ZM78 234H79V233H78ZM78 234H77V235H78ZM96 234H97V233H96ZM106 234H107V233H106ZM132 234L134 235V234H136V232H135V233L132 232ZM137 234H138V233H137ZM141 234H142V233H141ZM143 234H142V235H143ZM152 234H153V232H152ZM169 234H170V233H169ZM169 234H168V235H169ZM201 234H202V233H201ZM30 235H31V234H30ZM42 235H43V233H42ZM44 235H45V234H44ZM97 235H98V234H97ZM103 235H104V234H103ZM166 235H167V234H166ZM172 235H173V234H172ZM174 235H175V234H174ZM202 235H203V234H202ZM204 235H206V234H204ZM22 236H21V239L19 238L20 240H22V238H25L24 236H23V237H22ZM69 236H70V237H69ZM80 236H81V235H80ZM98 236H99V235H98ZM39 237H40V238H38V236H37V238L39 239V241H41V239L44 238V236H39ZM42 237H43V238H42ZM52 237H53V239H52ZM55 237H57V239H56ZM60 237H61V238H60ZM71 237H72L73 239H72ZM74 237H75V236H74ZM78 237H79V236H78ZM78 237H76V238H77V239L79 240V242L81 243V239H79ZM104 237H107V236H104ZM108 237H109V236H108ZM173 237H174V236H173ZM183 237H184V236H183ZM202 237H203V236H202ZM27 238H28V236H27ZM45 238H46V237H45ZM70 238H71V240H70ZM76 238H75V239H76ZM135 238H136V237H135ZM144 238H146V237H144ZM147 238H148V237H147ZM159 238H160V237H159ZM170 238L172 239L171 236L168 237L167 239H170ZM176 238H178V237H176ZM181 238H182V237H181ZM6 239H7V238H6ZM6 239H5V241H6ZM19 239H18V240L16 239L15 241H16V242H17V241L20 242ZM38 239H36V241H37ZM54 239H55V241H54ZM67 239H69L68 241H73L74 244L71 243V244H73V245H71L70 242H69L70 245L66 246V247H67V250H65L64 248H66V247H64V245H65V242H68ZM102 239H103V238H102ZM130 239L132 240V237H131V236H130ZM179 239H180V238H179ZM13 240H14V239H13ZM47 240H48V237H47ZM47 240L45 239L44 242H43V240H42V242H43V243H45V241L48 242ZM120 240H122V239L120 238ZM120 240H119V242L121 243ZM145 240H146V239H144V241H145ZM163 240H164V239H163ZM174 240H175V239H174ZM1 241H2V240H1ZM22 241H23V240H22ZM30 241H32V240H30ZM39 241H38V242H39ZM85 241H86V240H85ZM109 241H110V240H109ZM139 241H140V240H139ZM167 241L169 242V240H167ZM171 241H172V243H173V240H171ZM171 241H170V243H171ZM183 241H185V240H183ZM208 241H209V240H208ZM16 242H13V243L15 244ZM18 242H17V243H18ZM23 242H24V241H23ZM38 242H36L33 246L35 247L36 244L38 245ZM58 242H57V244H60V242H59V243H58ZM77 242H78V241H77ZM77 242H76V243H77ZM110 242H111V241H110ZM113 242H114V241H112V244H113ZM119 242L116 243V244L119 245ZM136 242H138V241H136ZM156 242H157V241H156ZM162 242H163V241H162ZM177 242H178V240H177ZM201 242H202V241H201ZM201 242H200V243H201ZM88 243H89V242H88ZM138 243H139V242H138ZM172 243H171V244H172ZM1 244H2V242H1ZM11 244H12V243H11ZM39 244H40V243H39ZM45 244H46V243H45ZM48 244H47V245H48ZM67 244H68V243H67ZM114 244H115V242H114ZM122 244H123V243H122ZM141 244H143V243H141ZM153 244H154V243H153ZM171 244H170V245H171ZM179 244H180V243H179ZM181 244H182V242H181ZM186 244H187V241H186ZM12 245H13V244H12ZM76 245H78L77 248H79V243L76 244ZM143 245H144V244H143ZM168 245H169V244H168ZM170 245H169V246H170ZM182 245H183V244H182ZM184 245H185V244H184ZM184 245H183V247H184ZM188 245H189V244H188ZM207 245H208V244H207ZM216 245H217V243H216ZM42 246H43V245H42ZM42 246H41V247H42ZM80 246H81V245H80ZM109 246H110V245H109ZM111 246H112V245H111ZM1 247H3V246H1ZM10 247H12V246H10ZM13 247H14V246H13ZM41 247H40V245H39V248H41ZM47 247H48V246H47ZM53 247H52V250H53L54 248H56V247H54V248H53ZM71 247H72V248H71ZM90 247H91V246H90ZM176 247L180 248L179 245L176 246ZM212 247H213V245H212ZM30 248H31V247H30ZM30 248H29V249H30ZM36 248H38V246L35 247L34 249H36ZM42 248H44V247H42ZM75 248H76V246H75ZM77 248H76V249H77ZM150 248H151V246H150ZM172 248H173V247H172ZM187 248H188V247H187ZM207 248H208V247H207ZM215 248H216V247H215ZM2 249H3V248H2ZM9 249H10V248H9ZM25 249H26V248H25ZM32 249H33V248H32ZM32 249H30V250H32ZM34 249H33V250H34ZM79 249H80V250H79L80 253H82V250H83V249H82V248H79ZM131 249H132V248H131ZM131 249H130V250H131ZM137 249H138V248H137ZM185 249H186V248H185ZM33 250H32V252H33L32 254L35 255V254H34V253H35L34 251H36V250H34V251H33ZM38 250L40 251V249H38ZM41 250H42V249H41ZM43 250H44V249H43ZM45 250H46V247H45ZM45 250H44V251H45ZM47 250H48V249H47ZM52 250L49 249L48 251L51 252ZM77 250H78V249H77ZM118 250L121 251L122 249H121V248H120V249L118 248ZM130 250H129V251H130ZM156 250H157V249H156ZM166 250H167V249H166ZM178 250H179V249H178ZM181 250H183V249H182V246H181ZM8 251H9V250H8ZM16 251H17V250H16ZM19 251H20V250H19ZM39 251H37V252H39ZM63 251H65V252L68 251V254L64 252V253L66 254V256H65V254H62ZM72 251H73V249H72ZM79 251H78V252H79ZM116 251H117V249H116ZM116 251H115V252H116ZM131 251H132V250H131ZM167 251H169V250H167ZM172 251H173V250H172ZM9 252H10V251H9ZM30 252H31V251H30ZM37 252H36V253H37ZM53 252H54V251H53ZM78 252H72V253L75 255V253L78 254ZM117 252H119V251H117ZM170 252H171V251H170ZM173 252H175V250H174ZM178 252H179V251H178ZM182 252L186 253V252H188V250H187V251H182ZM18 253H19V252H18ZM28 253H29V252H28ZM28 253L25 254V255L28 256ZM45 253H46V251H45ZM47 253L49 254V252H47ZM51 253H52V252H51ZM119 253H120V252H119ZM119 253H118V254H119ZM122 253H123V252H122ZM128 253H129V252H128ZM143 253H144V251H143ZM206 253H207V252H206ZM29 254H31V253H29ZM40 254L42 255V254H44V253H43V252H42V253L40 252ZM48 254H47V255H48ZM70 254H71V253H70ZM118 254H117V255H118ZM129 254H130V253H129ZM135 254H137V253H135ZM167 254H168V252H167ZM178 254H179V253H178ZM178 254L176 253V256H178ZM180 254H181V252H180ZM180 254H179V256H181ZM187 254H188V253H187ZM221 254H222V253H221ZM0 255H1V254H0ZM14 255H15V254H14ZM38 255H39V253H38ZM56 255H57V254H55V256H56ZM124 255H125V254H124ZM142 255H143V254H142ZM145 255H146V254H145ZM164 255H166V253H164ZM182 255H184V254H182ZM206 255H207V254H206ZM17 256H18V255H17ZM17 256H16V257H17ZM44 256H45V254H44ZM49 256H51V255H48V257H49ZM55 256H54V258H55ZM69 256H70V255H69ZM80 256H81L82 258H81ZM83 256H84V254H83ZM83 256H82V254H80V255L78 254L76 257L78 258V260H79V257H80L82 260H84V259H83ZM93 256H94V255H93ZM128 256H129V255H128ZM136 256H137V255H136ZM168 256H169V254H168ZM20 257H21V256H20ZM24 257H25V256H24ZM38 257L40 258L41 256H38ZM38 257H37V258H38ZM56 257H57V259H56V261H57V260H58V256H56ZM61 257H60V259H61ZM63 257H64V259H63ZM65 257H66V259H67V258H68V259L66 260ZM118 257H119V256H118ZM159 257H160V255H159ZM159 257H158V258H159ZM163 257H164V256H163V254H162V257H160L159 259H162ZM170 257H171V255L169 256V258H170ZM192 257H193V256H192ZM223 257H224V256H223ZM10 258H11V257H10ZM14 258H15V257H14ZM14 258H12V259H14ZM18 258H19V257H18ZM31 258L33 259V256H31ZM31 258H30V259H31ZM119 258H120V257H119ZM122 258H123V257H122ZM141 258L143 259V257H141ZM158 258H157V259H158ZM173 258H174V257H173ZM178 258H179V257H178ZM12 259H11V260H12ZM23 259H24V258H23ZM23 259H22V260H23ZM34 259H35V256H34ZM120 259H121V258H120ZM163 259H164V258H163ZM163 259H162V260H163ZM165 259H166V258H165ZM8 260H9V259H8ZM25 260H28V258L25 257ZM42 260H43V258H42ZM44 260H45V259H44ZM110 260H111V262L113 261V259H110ZM134 260H135V257H134ZM134 260H133V261H134ZM143 260H144V259H143ZM154 260H155V258H154ZM168 260H169V259H167V261H168ZM176 260H177V258H176ZM186 260H187V259H186ZM186 260L184 261V263L186 262ZM191 260L193 261V259H191ZM29 261H30V260H28V263H29ZM31 261H33V260H31ZM31 261H30V262H31ZM35 261H36V260H35ZM84 261H85V260H84ZM124 261H125V260H124ZM163 261H164V260H163ZM163 261H162V262H163ZM223 261H224V258H223ZM5 262H6V261H5ZM15 262H16V261H15ZM15 262H14V263H15ZM19 262H20V260H19ZM22 262H23V261H22ZM25 262L27 263V261H25ZM46 262H47V261H46ZM57 262H58V261H57ZM57 262H55L54 264H56ZM73 262H74V263H72V264H75V261H73ZM85 262H87V261H85ZM111 262H110V264H111ZM113 262H114V261H113ZM157 262H158V261H157ZM157 262H155V263H156V264H159V262H158V263H157ZM162 262H160V263L162 264ZM173 262H174L175 264H177V262H178V264L181 263V261H175L174 259H173ZM173 262H172V264H173ZM6 263L8 264V261H7ZM11 263L13 264V262H11ZM11 263H10V264H11ZM23 263H24V262H23ZM23 263H22V264H23ZM38 263H39V262H38ZM61 263H62V262H61ZM83 263H84V262H83ZM108 263H109V262H108ZM124 263H125V262H124ZM153 263H154V262L152 261V264H153ZM164 263H165V262H164ZM166 263H167V262H166ZM166 263H165V264H166ZM170 263H171V262H170ZM187 263H188V261H187ZM187 263H186V264H187ZM193 263H194V261H193ZM203 263H204V262H203ZM19 264H20V263H19ZM33 264H35V263H33ZM42 264H43V263H42ZM45 264H46V263H45ZM77 264H78V263H77ZM84 264H86V263H84ZM87 264H88V263H87ZM125 264H126V263H125ZM150 264H151V263H150ZM181 264H182V263H181ZM188 264H189V263H188ZM196 264H197V263H196Z\"/></svg>",
  "mask_w": 264,
  "mask_h": 264
}]
</instances>
